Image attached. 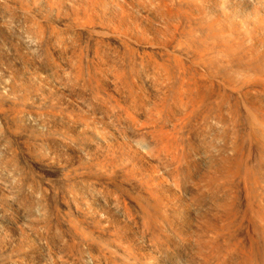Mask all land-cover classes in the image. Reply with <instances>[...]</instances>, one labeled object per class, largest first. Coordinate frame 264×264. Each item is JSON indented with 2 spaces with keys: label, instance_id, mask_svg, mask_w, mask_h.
I'll return each instance as SVG.
<instances>
[{
  "label": "bare ground",
  "instance_id": "obj_1",
  "mask_svg": "<svg viewBox=\"0 0 264 264\" xmlns=\"http://www.w3.org/2000/svg\"><path fill=\"white\" fill-rule=\"evenodd\" d=\"M14 1V0H13ZM13 1H12V3H13ZM38 1V0H37ZM107 1H109V0H107ZM117 1V0H116ZM121 1V0H120ZM168 1V0H167ZM169 1H171V3H172V0H169ZM168 1V2H169ZM240 1H242V0H240ZM248 1V0H247ZM246 1V2H247ZM252 1V0H251ZM255 1L256 2H258L257 4L255 3ZM15 2V1H14ZM17 2V1H16ZM25 2V1H24ZM29 2H31V1H29ZM43 2V1H42ZM50 2V1H49ZM52 2V1H51ZM54 2H56V1H54ZM57 2H60L58 5H59V8H58V13L59 12H61V11H63V12H65V13H70L71 14V16H72V19L73 20H71L72 21V23L70 24V25H66V24H62L63 25V27H65L68 31H70L71 33H73V31H75V28H79V29H83V30H81V31H92V32H95V31H98V32H100L101 34H103L102 36H104V35H110V36H107V39H108V37H110V39H111V36H113V37H115L114 35L116 34H118V35H120L122 38H125V39H127L128 40V42L130 41V42H132V45L130 46V45H128V42L126 43V41L125 42H123L122 40V42L120 41V40H118L119 38L118 37H115L117 40H118V42H120L119 43V45L121 44V49L123 50V48H124V51H122L121 53H120V50H119V53H120V56H117V55H119V53H118V50H114L115 51V53H114V55L116 54V53H118V54H116L115 56L114 55H112L113 53H109V55H112V56H114L115 58L116 57H119V61L117 60V59H113V58H111V60H114V61H118V63L120 62V61H122L123 60V58L125 59V61L124 62H121V64L123 65H126V67H121V64H119L120 65V68H119V70H121V69H123V70H125V72L124 71H121V72H119V70L117 71V70H114L115 68H113V66H115V64H111L110 62H112V61H110L109 63V65H110V67H112V69L114 70V71H117V73L119 72V73H121L120 75V77H121V83H122V85L121 86H119L118 84H120L119 82V80H117V78L115 77L113 80H112V78L109 80H107L108 82H110V85H115V83H116V85L115 86H113L115 89H114V91H113V87L111 88V90L114 92V93H116V94H118L117 92H119L120 91V88L121 87H123L125 84L123 83V80L122 79H124V76H123V74L124 75H127V74H125V73H132L133 72V69H134V66L135 65H137V66H135V68H136V71H138L139 70V68H140V66L138 65L139 64V62H140V64H142V65H145L146 66V64H147V68H145V66H142L140 69H143L144 68V70L146 71V69H148V66H149V68L150 69H148V71L147 72H149V71H152V69H154L153 68V66L151 65V64H156V65H154V66H156L155 68H158L157 70L160 72H158V71H156L155 69V72H157L158 74H161L162 75V77H164V76H166V77H168V71H169V69H168V71L166 70L168 67L167 66H169L170 68H171V73L169 74V76H171V77H169V78H171V81L172 82H169V83H171V85H168V81H167V85L166 84H163V82L161 83L160 81H162L161 79H164V78H166V77H164V78H162V77H160V79H156V78H159V77H153L152 75H151V72H149L150 73V75H149V73H148V75L150 76V78L152 77V78H155V83L157 82L158 84H159V82L161 83V84H163L164 85V88H162V89H165V91H167V89L169 88V87H167V89L165 88L166 86H171V88H169V89H171L170 91H169V89H168V91H167V94H165V93H163L164 94V96H166V97H171V98H169L168 97V99L169 100H171V101H169V100H166L165 98L166 97H164V96H162L161 95V97H164L163 99L161 98V97H159V100L161 99V101H160V103H159V100L158 101H156V98L155 99H153L152 98V95H151V97H150V95H149V93H147V92H144V94L143 93H140V96H139V94H137L136 92H135V94L134 93H132V92H128V90H129V88H128V90H126L127 88V86H124L125 87V89L123 90L124 92H122L123 94H125V97H126V94L128 93V96L129 97H126L125 99H127V98H129L128 100L129 101H131L132 100V96L133 95H135L134 97H136V98H134V100H135V102H133L134 100H132L131 102H129L128 100H124V103H123V101L121 100V102L124 104V107L125 108H128V106L130 105V103H131V105L133 106V107H135V109H137V110H139L140 112H138L137 110V114L139 113H141L140 115H142V113L144 112V108L146 109L147 108V106H149L150 105V103H149V105H147V102L146 101H144V100H139V98L143 95V96H145V97H141L142 99H146L148 96L147 95H149V97L150 98H152V100H150V102H151V106H152V104L154 105V102L155 103H159V106L161 107V108H163L164 109V111L166 110L165 109V106H164V104L163 103H165V102H163L162 100H165L166 101V103H167V101H169V104H171V102H172V105H167V104H165L166 105V107H167V110L165 111V113L164 112H162V111H160V110H162V109H158L157 108V110L155 109L158 105H154V106H152V109L154 110V111H152L151 113H153V112H155V110H156V112L155 113H153V114H157V116L160 114V115H162L163 113V117L164 116H169V117H171V118H169V119H173V121H175V124H173V122L171 121V120H168L167 118L165 119V117L163 118L162 116V118L161 119H159V117L160 116H158V117H153V116H150L151 114H149V111L150 110H148V112L147 111H145L144 113H143V115L144 116H140L139 114V118L140 119H142V121H141V123L140 124H138V122L136 123L135 121V117H138V115L137 114H135V115H137V116H135L134 118H132L131 119V117H129V118H127V117H125V121L127 122L128 121V124L126 123V122H124V124H122V125H128L127 126V129H129V126H130V122H129V120L131 121V133L129 134V136L131 135V138L133 137V135H135V137L134 138H130L129 139V137L125 134V131L127 130V129H125V128H123L124 126H121V123L123 122L122 120L124 119H122V114L119 116V114L117 113V111L118 110H116V112L114 111L113 112V115L115 114V113H117L116 115H117V118H120V119H122V120H120V119H117L116 118V120L114 119V116H112L111 115V119H109V120H112V119H114L116 122H117V125L118 126H120L121 128H123L122 130L124 131V132H122V135H126V138H128V139H126L125 138V135H124V138H123V140H125L126 139V141H127V143L129 144V140H135V139H137V143L134 141L133 143H134V145H136V146H134V147H137V144H138V142H139V144L141 145L143 142H142V140H141V138H143V141H147V140H145V136L147 135H150L149 136V139L152 137V131L154 132V130L156 131L155 132V134L156 135H158V137H159V139L156 137V135L155 134H153V139H156V140H153L152 138V140L154 141H152V142H148L149 144L148 145H146L145 144V142L143 143L144 145V148H143V146L141 145V147L139 146V147H137L139 150L141 149V152L142 151H145V149L147 148L148 149V151L150 150V152H148V154H153V158H151V160H154L153 162L155 163V161L157 162L158 161V163L160 162V161H162V160H158V157H160L161 156V154H163L164 152L163 151H165V153H169V154H172L173 153V151H174V146L172 145L173 143H174V140H175V143H176V139H178V141H179V139H183L184 141H181V142H183V145H184V143L185 142H189V143H193V140H192V136H190V138H189V135H191L192 133L194 134V132L196 133V132H198L197 133V135L196 134H192L193 135V139L195 138H197V141H200L201 142V139L203 140V141H205V138H207V137H209V139H207V140H209V141H211L212 143H213V145L215 146V149H213V147L214 146H211L212 144H210V142L208 143L207 141V143H208V146H206L207 145V143L205 142H201V143H203L202 145H204L206 148V150H208V151H205V149L204 148H200L199 150L202 152V150L204 151L203 152V154L206 152H211V150H213V152L210 154H205V156L207 155V156H210L209 158V160H208V162L210 161V163H214V164H216V165H214V167H216L217 166V164H221L220 166V168H218V166L216 167L217 169H219V173L218 172H216V170L217 169H214V170H212L211 172H213V176H214V178H216L215 180H212L211 178H209V177H207V175L205 176V175H202V173H201V171L199 172V170H198V172L199 173H201V174H199V173H197V174H195L194 173V175L193 176H195L196 177V175H197V177L198 178H194L193 176H191L190 175V171H189V168H190V170L192 171V169L194 170V167L196 166L195 165V160L200 156H196V157H194V158H196V159H192V157H190V155L192 156V154L194 155H196L197 153H192V152H189V153H187V151L188 150H194L195 148V146L193 145H191V144H189L188 143V145L190 146H187L186 144L187 143H185V145H186V147L188 148L187 150H185L186 148H184L183 147V145H182V147L184 148V149H182L183 150V152L181 153V154H178L177 152V150H179V152H181V148H180V146H178V147H176L177 148V152H174L173 154H178V156H177V154H176V156L175 155H173L172 154V156H171V159H169V161L167 160V158H169V154L167 155V154H165V156H164V154L162 155V156H164V157H162L161 156V158L160 159H163V162H160L159 164L157 163L156 165L158 166L159 165V167H157L158 169L157 170H155V167L153 166V163L148 159V160H146L144 157H142L143 156V154H145V153H143L142 154V156L141 155H139L138 154V152L136 153V151H137V149H136V151H135V154L133 155V157H135V156H137L138 158H140V164L139 165H137V164H135V165H130V166H128V165H122V164H119L118 165V167H117V164L115 165L114 163H112V159H110L107 155L108 154H106V152L104 151V149L106 148V146H105V140L104 141H101V139H99V136H98V134L99 133H97L96 135H95V132H94V135H90L92 132H93V130H91V129H89V131L91 130L92 132H90V136H89V138L92 140V141H94V144H91V143H93V142H91V143H88L90 140H88V142H86V140L85 141H83V139H81L79 136H77L76 134H75V140H74V142H75V149L77 148L78 149V151L80 150L81 152H85V155H86V153H89L90 155H92V156H95L96 157V159L99 161V164H95L96 166H91V167H87V172L85 171V173H82V174H76V172H75V177L76 178H74V179H76L75 181L77 182H80L81 183V185L83 186V184L85 185L86 183H85V181L87 182V181H89L90 182V180H93V182H91L92 184L91 185H89L88 187H87V184L85 185L86 186V188H88V189H90L89 191H91V188H89V187H91L92 185V188L93 187H95L96 188V190L98 191V192H95V193H91V192H86L85 190H86V188H85V190L84 189H78L77 190V192L76 193H74V195H75V197H74V199L73 200H75V208H74V211H75V215L76 216H74L73 214L74 213H71V211H68V213L70 212L74 217H76V219H73L76 223L75 224H73L74 226H72V225H69V224H71L70 222H69V224H68V220H72L70 217H73L72 215L69 217V219L68 220H66V222L67 223H64V224H66L68 227H69V229H71L70 228V226H72L73 228H74V230L76 229V227L75 226H77V228H78V232H75V235H76V233H80L81 232V234L82 235H80L79 234V236H77V237H74L73 235H74V232H73V230H71L72 232H73V234L72 235H70L69 233V229L67 228V231L69 232L68 234H67V236L68 235H70L71 236V238H72V236H73V238L72 239H76L78 242H76V240L75 241H71V239H70V241L71 242H73V243H71L70 241H66V242H70V244H69V246H67V244H65V247H64V245H62L63 246V248L64 249H68V248H72L73 246L71 245V244H75V242L77 243V245H78V243L80 244V249L83 247L84 248V250H83V252H82V255L80 254L81 252H80V249L79 248H77L78 250L76 251V252H78L77 254H79V255H77V257L75 256V264H168L167 263V261H169L168 259L169 258H171L172 260L174 259V260H176V262L178 263V264H264V0H253V3H255V4H253L252 2V4L251 3H248L249 5H246L245 7L244 6H241V5H237L236 4V0H175V3H172V4H175V6H177V7H174V8H176L175 9V11H172L171 9H172V7L173 6H171V4H168L167 2V4H165V2H164V0H123V1H121V3L119 4V2H118V4L116 3V5H114L113 3L112 4H105L104 2H103V4H105V5H98V2H97V0H81V1H78V2H75V0H71V2H67V3H62L61 2V0H57ZM100 2V1H99ZM113 2H115V1H113ZM173 2H174V0H173ZM245 2V1H244ZM250 2V1H249ZM8 3H11L10 2V0H0V6H5V5H7ZM22 3V2H21ZM41 3V2H40ZM45 3V2H44ZM43 3V4H44ZM47 3V2H46ZM75 3H76V5H75ZM20 4V0H19V3H18V5ZM102 4V3H101ZM17 4H15L14 6H16ZM24 5H27L26 3L24 4ZM48 5H49V3H48ZM51 5V4H50ZM166 5H168V6H171V9H169ZM10 5H8V9H10V8H12V4H11V7H9ZM14 6H13V10H15L16 9V7L14 8ZM46 6V5H45ZM44 6V7H45ZM21 7H23V6H21L20 5V10H21V12H22V14H24L23 15V17H22V19H19V18H17V19H19V20H21V21H18V23H16V25L18 24L19 25V22H21L22 24H23V26L25 27V26H27V27H25L26 28V30H28V31H26L25 29H23V32L24 31H26V33L28 34V38H26L25 36H24V34H22L24 37H22V35L18 38L17 36V39H16V37L14 36V38L16 39V40H12V42L10 43V45L9 46H11V51H12V48H13V55L11 54V51L10 50H8V52H6L5 53V51L7 50L6 48H7V46L6 45H4L5 43H6V41H8L7 39L6 40H4V36H1L0 35V41H1V44H2V41L4 42L5 41V43L2 45V46H6V50H4V53H5V55H1L0 54V63H1V65H6V68L7 67H9V68H12V67H16V63L18 62V60H16L15 61V58H16V56H18V58H19V56H20V62H18L17 64L19 65V63H21V61L23 60V61H25L24 59H27V58H29V56L30 55H34V54H36V53H34L32 50H35V49H32L31 51H30V48H31V45L29 44V42L28 41H32L33 42V36L36 38V40H37V38H40L41 36L43 37V34L46 32V30H45V27L43 26V24L42 23H46V22H49V23H46V25L45 26H47V24H54V23H56L57 25L58 24H60L59 22H60V20H62V17H61V19L56 15V16H54L53 15V17H52V14L50 13V12H48L49 10H42V8H40V7H38L37 6V3H34V2H32L31 4H29V5H27V6H25L24 8H21ZM49 7V6H48ZM167 7V8H166ZM2 8V7H1ZM5 8L6 7H4V11H6V12H8V11H11V10H5ZM7 9V8H6ZM17 9H19V7L17 8ZM17 9L15 10V11H17ZM2 10V12H3V9H1ZM0 10V11H1ZM11 11V12H14V11ZM19 10V11H20ZM19 11H17L18 13H16V14H21ZM56 11V10H55ZM177 11V14L175 13ZM1 12V13H2ZM11 12H9V13H11ZM78 12H81V14H82V16L86 19L87 17H89V19H92V23H90L89 25H87V23H84V21L83 22H76L75 21V16L77 15L78 16ZM130 12V16H131V18H129L128 19V13ZM0 13V14H1ZM4 13V15L5 14H8V13H5V12H3ZM2 13V14H3ZM12 14V13H11ZM11 14H8V16L10 15L11 16ZM15 14V15H16ZM13 15V14H12ZM14 15V16H15ZM28 16L27 17V19H26V16ZM59 15V14H58ZM0 16H2V15H0ZM8 16H4L5 17V19H6V17H8ZM13 16V17H14ZM17 17H18V15H16ZM20 16V15H19ZM70 16V15H69ZM64 17V16H63ZM1 18H3V17H0V20H1ZM9 18V17H8ZM7 18V19H8ZM10 19V18H9ZM11 19H12V21L14 20L13 18H12V16H11ZM66 19V18H65ZM64 19V20H65ZM80 19V18H79ZM88 19V18H87ZM96 20V22L97 23H95V20ZM131 19V20H130ZM3 20V22H6V23H3L2 24V26L3 25H5V24H7V25H9L8 24V22L5 20L4 21V18L2 19ZM1 20V21H2ZM15 20H16V17H15ZM14 20V21H15ZM11 20L9 21V22H12ZM81 21H82V19H81ZM16 22V21H15ZM66 22H68V19H67V21ZM65 22V23H66ZM104 22H108V23H111L112 24V26L110 25V27L109 26H106L107 24L106 23H104ZM12 23H14V22H12ZM21 23H20V26H22L21 25ZM25 23H27L26 25H25ZM158 23V24H157ZM91 24H92V26H91ZM100 24V25H99ZM102 24H106L105 26H102ZM7 25H5V28L6 27H8L10 30L12 29V27H13V29L15 30V26H7ZM55 25V24H54ZM129 25H131V26H129ZM1 26V25H0ZM1 26V27H2ZM50 26V25H49ZM60 26V25H59ZM59 26H58V28H57V30L59 29ZM95 26H97V30H95L96 29V27ZM0 27V28H1ZM11 27V28H10ZM23 27V28H24ZM52 27V26H51ZM143 27H148L149 29H150V31H153V34L155 33V35H153V37L154 36H156V35H158V37L156 38V37H154V39L150 42V44H152V45H160V46H162V49L164 50V52L166 53V55H167V60H165L164 58H165V56H163L162 54H160V55H162L163 56V58L162 57H160L159 56V54H158V59H159V61H160V58H162L161 59V61L160 62H166L165 64H167V66H165V65H163V64H161V63H157L156 61L157 60H155L154 59V55L152 56V55H149V57L151 56L152 58H150V59H152L153 61H151V62H148L149 60H147L146 58H148V55H147V57L145 58V56H146V54H144V53H148V51L146 52H144V53H142L141 54V57H142V59L144 60V59H146L147 60V62L146 63H143V62H145V61H143L142 62V59L140 58V56H138L139 58H137V53H139V52H136V51H134V53L136 52V54H133V52L131 51L132 49L134 50V48L135 47H137V44H139L140 43V41H139V39H140V37L139 36H141V31L144 29ZM17 28V34H20L21 32H22V28H21V31L20 32H18V26L16 27ZM20 28V27H19ZM48 28V27H47ZM53 28V27H52ZM156 28H158L159 30L157 31V29ZM12 29V30H13ZM51 29V28H50ZM61 29V28H60ZM64 28H62V30H63ZM65 29V30H66ZM1 30V29H0ZM4 30V29H3ZM8 30V29H7ZM7 30H5L6 32H7ZM11 30V32H13ZM55 30V29H54ZM66 30V31H67ZM2 31V30H1ZM53 31V29H51V32ZM3 32V31H2ZM31 33V35H33L32 36V39L29 37V34ZM47 32H48V30H47ZM53 32H55V31H53ZM52 32V33H53ZM58 32H59V30H58ZM65 32V31H64ZM7 33H9V31L7 32ZM7 33H6V35H7ZM56 33V32H55ZM55 33L52 35V34H50L51 36H53L54 37V35H55ZM62 33H63V31H62ZM77 33H80V32H77ZM88 33V32H87ZM87 33H86V35H87ZM10 34V33H9ZM8 34V35H9ZM13 34V33H12ZM74 34V33H73ZM72 34V38H74L73 35ZM89 34H90V32L88 33V37H89ZM94 34V33H93ZM98 34V33H97ZM111 34H114V35H111ZM143 34V33H142ZM145 34V33H144ZM14 35V34H13ZM57 35V34H56ZM66 35V34H65ZM83 35H84V33H83ZM147 35V34H146ZM10 36V35H9ZM48 36V35H47ZM46 36V37H47ZM58 36H61L60 34H58ZM68 36H69V34H68ZM91 36V35H90ZM93 36V35H92ZM96 36H98V35H96ZM100 36V35H99ZM2 37V38H1ZM6 37V36H5ZM11 37H13V36H11ZM10 37V39H13V38H11ZM23 39H22V38ZM56 37V36H55ZM62 37L64 38V36L62 35ZM80 37H82V33L79 35V38ZM101 37V36H100ZM98 38V39H103V38ZM112 37V39H114ZM143 37V36H142ZM147 37V36H146ZM8 38V37H7ZM35 38H34V40H35ZM49 38V37H48ZM52 38V37H51ZM57 38V37H56ZM60 38V37H59ZM68 38V37H67ZM121 38V39H122ZM139 38V39H138ZM149 38V37H148ZM3 39V40H2ZM25 39H29V40H25ZM31 39V40H30ZM47 39V38H46ZM77 39H78V35H77ZM76 38H75V40H77ZM86 39V38H85ZM89 39V38H88ZM94 39V38H93ZM93 39H91L92 41H93ZM96 39V38H95ZM106 39V40H107ZM110 39H109V41H110ZM143 39H144V37H143ZM151 39V38H150ZM150 39H148V40H150ZM39 40V39H38ZM44 40V39H43ZM53 40V39H52ZM58 40V39H57ZM57 40H55V42H54V44L56 43V41ZM62 40V39H61ZM65 40V39H64ZM69 40H72L70 37H69V39H68V41ZM79 40V39H78ZM40 42L42 41V39L40 38V40H39ZM38 41V42H39ZM48 41V40H47ZM47 41H46V44H48L47 43ZM51 41V40H50ZM60 41V40H59ZM59 41H57V42H59ZM66 42H67V40H65ZM64 41V42H65ZM98 42V44H100L99 43V41L96 39L95 40V42H91V43H93V51H96V49H98V47H99V45H97V42ZM100 41H102V40H100ZM113 41H115V40H113ZM141 41H144V40H141ZM9 42V41H8ZM7 42V43H8ZM31 42V44H32V48L34 47L33 46V43ZM37 42V43H38ZM39 42V43H40ZM45 42V41H44ZM62 42V43H61ZM60 42V44H63V41H61ZM65 42V43H66ZM72 42V45H74V47H75V43H76V41L74 42V41H71ZM89 42V41H88ZM117 42V41H116ZM117 42V43H118ZM145 42V41H144ZM6 43V44H7ZM36 43V42H35ZM36 43V44H37ZM65 43H64V45H59V46H57L58 47V49L61 47V51H62V49L64 48V50L62 51V52H64L65 53V46H66V49H67V44H69V42L65 45ZM94 43L98 46L96 49H95V45H94ZM134 43H135V45L136 46H134L133 47V45H134ZM146 43V42H145ZM42 44H44V43H42ZM50 44H51V42H50ZM49 44V45H50ZM53 44V43H52ZM105 44V45H104ZM109 44H112V43H110L109 42ZM130 44V43H129ZM143 44V43H142ZM147 44V43H146ZM39 45V44H38ZM37 45V46H38ZM57 45V44H56ZM70 46V44H69V49L71 50V48L73 47V46ZM92 45V44H91ZM102 47V49L105 51L107 48H106V46L108 45V40H107V43H105V40H104V43L102 42V44H100ZM104 45V46H103ZM113 45V44H112ZM144 45V44H143ZM9 46H8V48H9ZM36 46V45H35ZM52 46H54V45H52ZM51 46V47H52ZM109 46V51L110 50H112V47L110 48V45H108ZM116 46V45H115ZM115 46H114V48H115ZM138 46H140V45H138ZM150 46V45H149ZM0 47H1V45H0ZM40 47H42V46H40ZM44 47V46H43ZM45 47H46V45H45ZM47 47H49L48 45H47ZM55 48H56V46H54ZM73 47V48H74ZM103 47H105L106 49H104ZM123 47V48H122ZM130 47H133L132 49L130 48ZM146 47V46H145ZM154 47V46H153ZM159 47V46H158ZM35 48V47H34ZM53 48V47H52ZM86 48V47H85ZM91 48V49H92ZM100 48V47H99ZM100 48V50L98 49L97 51L100 53V51L102 50ZM113 48V49H114ZM117 48H118V46H117ZM116 48V49H117ZM138 48L139 47H137V50H138ZM147 48H148V46H147ZM147 48H145V50H147ZM156 48V50H157V47H155ZM155 48H150V49H154L155 50ZM3 49V48H2ZM46 49V48H45ZM49 49H50V47H49ZM49 49L47 50L48 51V53H49V55H50V53H51V51H54V52H52V56H53V54H56L57 52H58V49H57V52H56V49H54L53 48V50H51L50 52H49ZM76 49H78V47H76ZM75 49V51L77 52V50ZM80 49V48H79ZM82 49V48H81ZM140 49H141V46H140ZM149 49V51H151V52H153L152 50H150ZM41 50V49H40ZM108 50V49H107ZM106 50V51H107ZM142 50V49H141ZM144 50V49H143ZM142 50V51H143ZM160 50V49H159ZM162 50V51H163ZM3 51V50H2ZM36 51V50H35ZM38 51V50H37ZM42 51H45V50H42ZM61 51H60V53H61ZM66 51H68V49L66 50ZM87 51V50H86ZM93 51H90L91 53H93ZM94 52L93 53V55L91 54V58L90 59H92V58H95L96 59V55H94V54H97L98 52ZM104 51H102L100 54L102 55V53L104 52ZM105 51V52H106ZM113 51V52H114ZM139 51V50H138ZM31 52H33L32 54H30ZM56 52V53H55ZM83 53H85L84 51H82ZM104 52V54L106 55V53H107V55H108V51L105 53ZM112 52V51H111ZM123 52H125L124 54H123ZM3 53V54H4ZM69 53V52H68ZM70 53H72V51L70 52ZM73 53H74V51H73ZM72 53V54H73ZM83 53H81L80 54V52L78 53L79 55H82ZM88 53V52H87ZM141 53V52H140ZM154 53V52H153ZM157 53H159V51L157 52ZM156 53V54H157ZM160 53H163V52H160ZM44 54H47L46 52L44 53ZM58 54V53H57ZM56 54V55H57ZM71 54V55H72ZM90 54V53H89ZM100 54H99V57H100ZM103 54V55H104ZM143 54L145 55V56H143ZM151 54V53H150ZM155 54V53H154ZM29 55V56H28ZM48 55V56H49ZM63 55V54H62ZM61 55V56H62ZM66 55H67V53H66ZM66 55H65V57H66ZM71 55H67L68 57H71L72 58V56H74V54L71 56ZM77 55V54H76ZM86 56H84L85 57V60H87V58L89 59V57H87V54H85ZM98 55V54H97ZM102 55V56H103ZM104 55V56H105ZM105 56L106 58L108 57V56ZM122 55H124V57H121ZM126 55V56H125ZM132 55H133V57H132ZM134 55L136 56L135 58H134ZM28 56V57H27ZM36 56H37V54L35 55V56H33L34 58H36ZM42 56H43V54H42ZM60 56V55H59ZM58 56V60H59V58H61V57H59ZM64 56V55H63ZM83 56V55H82ZM81 56V57H82ZM92 56H94V57H92ZM101 56V57H102ZM41 58V55L39 56L38 55V58ZM53 57H55V55L53 56ZM53 57H50L49 56V58H50V60L49 59H47V60H49V61H53L54 59H53ZM68 57H66V59H64L63 60V57H62V59L60 60V61H63V63L65 62V60H66V62H67V60H69L68 59ZM80 56H77L76 58H79ZM98 57V58H99ZM132 57V58H131ZM160 57V58H159ZM33 58V59H34ZM47 58V57H46ZM51 58L53 59V60H51ZM73 58H75V56L73 57ZM73 58L71 59V60H73ZM97 58V59H98ZM103 58V57H102ZM104 59V60H106L105 62H107V64H108V61H107V59ZM121 58H122V60H121ZM137 61L136 63H135V60ZM89 59V60H90ZM100 59V58H99ZM98 59V60H99ZM133 59V61H134V66H131V65H133L132 64V62H131V60ZM137 59H139V61L137 60ZM140 59H141V61H140ZM149 59V58H148ZM29 60H31V57H30V59ZM35 61H37L36 59H34ZM40 60V59H39ZM43 60H46V59H43ZM46 60V61H47ZM57 60V61H58ZM70 60V61H71ZM75 60H78V59H75ZM82 60V59H81ZM22 61V62H23ZM46 61H44V62H46ZM48 61V62H49ZM55 61V60H54ZM53 61V66H50V68H52V67H54V69L53 70H51L50 71V69L48 70V67H49V65H52L51 63L50 64H48V62H46L47 63V65H46V63L44 64V63H42V65H45V67H47V70H48V74H50V75H52L53 76V78H54V75H56V76H58V74H59V72H63V71H65L63 74H65L67 71H68V69L66 70H59V72L57 71V69L61 66V63H60V66H58L59 65V63H57V62H54ZM69 61V62H70ZM74 61V60H73ZM93 61H95L94 59H93ZM116 61V62H117ZM16 62V63H15ZM27 62H29L28 61V59H27ZM65 62V63H66ZM68 62V63H69ZM80 62V61H79ZM81 62H83V61H81ZM87 61H84V64L86 63ZM92 61L90 60L89 61V64L91 63ZM98 62V64L101 62V64H99V67H100V65L101 66H103V67H100V68H98V64H96ZM102 62H104L103 60L102 61H97L96 60V63H93L94 64V66H97V68L100 70L101 68H102V70H101V72H99V71H97L98 69H96V73L97 74H95V75H98V72H99V74H104V72H102V71H105V69L106 68H108L109 67V65H108V67L106 66L105 67V62H104V64L102 65ZM162 62V63H163ZM38 63V62H37ZM40 63V64H41ZM57 63V64H56ZM64 63V64H65ZM90 64L89 66L92 68V70L94 71L95 69H93L94 67H93V64ZM113 63V62H112ZM117 63V64H118ZM148 63H151L150 65H151V67H150V65H148ZM170 65H169V64ZM29 64H30V62H29ZM29 64H28V66H29ZM35 64H36V62H35ZM63 64V65H64ZM73 64H75V62L73 63ZM76 64H78L79 66H83V65H80V63H78L77 61H76ZM75 64V65H76ZM127 64L128 65H130L131 66V69L132 70H130V67L128 66V68H127ZM159 64V65H158ZM21 65H22V63H21ZM37 65H39V64H37ZM62 65V66H63ZM66 65V64H65ZM65 65H64V67H65ZM69 64H67L66 65V67L68 66ZM75 65H73V67H70V68H75L76 69V67L78 66V65H76V67H75ZM92 65V66H91ZM33 66V65H32ZM40 66V65H39ZM39 66H37V67H39ZM62 66H61V68H62ZM70 66H72V62H71V64H70ZM78 66V67H79ZM86 66L87 67H89L88 66V64L86 63ZM85 65H84V67L87 69V67H86ZM158 66H160V68H166L165 70L164 69H162L163 70V72H162V70L158 67ZM165 66V67H164ZM3 67V66H2ZM19 67H20V65H19ZM22 67H24V65H22ZM34 67V66H33ZM36 67V66H35ZM41 67V66H40ZM78 67H77V71L75 72L74 70H72L73 71V73L75 72V73H80V74H83L84 75V73H83V70H84V68H82V72H79V71H81V69L78 71ZM133 67V68H132ZM26 68V67H25ZM28 68V67H27ZM26 68V69H27ZM30 68H31V66H30ZM68 68H69V66H68ZM125 68H127V70L129 69V71L130 72H126V69ZM137 68H138V70H137ZM2 69H5V68H2ZM29 69V68H28ZM43 69H44V66H43ZM60 69V68H59ZM109 70H110V72L111 71H113V70H111L110 68H108ZM118 69V68H117ZM1 70V69H0ZM6 70V69H5ZM9 70V69H8ZM14 70H16V69H14ZM23 70H24V68H23ZM47 70H45L46 72H47ZM89 70H91V69H89ZM109 70H108V75H109ZM154 70L152 71V73H153V75L155 74L154 73ZM2 71V70H1ZM7 71V70H6ZM18 71H19V69H18ZM32 71H34L35 72V70H33L32 69ZM32 71L30 72V70H29V72L28 73H32ZM50 71V72H49ZM71 70L70 71H68V72H70V73H68L69 75L71 74V75H73V77L75 76L74 74H72L71 72H72ZM87 71V73H88V70H86ZM93 71H92V75H93ZM106 71H107V69H106ZM132 71V72H131ZM144 72V71H142V70H139V72ZM166 71V75L164 74V76H163V74L162 73H164ZM8 72V71H7ZM16 72V71H15ZM20 72H21V69H20ZM61 72V73H62ZM91 72V71H90ZM89 72V73H90ZM95 72V71H94ZM124 72V73H123ZM139 72H138V74H139ZM146 72V73H147ZM1 73V72H0ZM3 73V72H2ZM6 73V72H5ZM10 73H11V71H10ZM26 73V72H25ZM36 73V72H35ZM38 73V72H37ZM86 73V72H85ZM118 73V74H119ZM133 73H135L134 74V77H132V79H134V78H136L138 75L136 74V72L134 71ZM132 73V74H133ZM157 73L155 74V75H157ZM11 74H13V73H11ZM10 74V75H11ZM18 74V73H17ZM20 74V73H19ZM54 74V75H53ZM63 74H62V76H63ZM67 74V73H66ZM79 74V75H80ZM110 74H114L115 75V73H110ZM132 74H131V76H132ZM142 74L143 73H140L139 74V76L141 77H137L135 80H137L138 78H140V79H143L145 76V78L143 79V80H145L146 78H149L148 77V75L147 74H145V76H142ZM143 74V75H144ZM10 75H9V72H8V76H9V78L10 79H7V80H11V77H12V75H11V77H10ZM27 75H30V74H27ZM32 75V74H31ZM34 75V74H33ZM32 75V76H33ZM38 75V74H37ZM43 75V74H42ZM41 74L39 75V79H40V76H42ZM68 75V76H69ZM76 75L75 76V82L74 81H72L73 80V77L72 76H69L68 77V80H69V78L70 77H72V80H71V78H70V80L69 81H72L73 83H77L76 81L79 79V77L81 76L82 77V75ZM86 75H88L87 77L85 76V81L87 80V78L90 76V79H92V77H91V75H89V74H86ZM104 75H106V74H104ZM114 75H112V76H114ZM136 75V76H135ZM1 76V75H0ZM8 76H7V78H8ZM14 76V75H13ZM52 76L50 77H47V78H51V79H49V80H53L52 79ZM61 76V74L59 75V77ZM61 76V77H62ZM67 76V75H66ZM99 76V75H98ZM101 77H102V79L104 80L105 78H103V76L102 75H100ZM107 76V75H106ZM106 76H104V77H106ZM116 76V75H115ZM123 76V77H122ZM131 76H129V78L131 77ZM157 76H159V75H157ZM2 77H4L3 75H2ZM15 77V76H14ZM21 77H22V74H21ZM27 77V76H26ZM30 77V76H29ZM33 77H35V76H33ZM44 77H46V76H44ZM44 77H42L41 79H43ZM60 77V78H61ZM80 77V79L81 80H78V83L75 85V87H70L71 86V84H70V86H69V84L67 85V83H66V81H67V77L66 78H64V79H66V80H64L63 82H65V84L67 85V87H66V85L64 86L65 87V89H68L69 87L71 88H69V92H70V90H75V88H76V86L78 87V89H77V91H79V89H80V87H81V91H79V92H77V93H79V95L81 94V93H85V92H82V90L84 91L85 89H87V91H86V95H88L89 96V94H87V92H89L90 91V89H92V87L93 88H96V87H99L97 84H95L94 86H93V84H89L90 83V79H89V81H87L88 82V86H84L87 82H85L84 81V79H83V81H84V83L85 84H83V82H82V78ZM93 77H95V76H93ZM108 77V76H107ZM109 77H111V75L109 76ZM128 77V76H127ZM126 77V78H127ZM31 78V77H30ZM36 78H38V77H36ZM36 78H35V80H36ZM59 78V79H60ZM77 78V79H76ZM97 78V77H96ZM96 78H95V80H96ZM99 78V77H98ZM128 78V79H129ZM152 78H151V81H153L152 80ZM168 78V79H169ZM4 79V78H3ZM17 79V78H16ZM107 79V78H106ZM106 79H105V81H106ZM116 79V81H118V84H117V82L116 81H114ZM131 78L129 79V81L130 80H132ZM140 79H138V80H140ZM14 80V79H13ZM13 80H11V82H13ZM20 80H21V78H20ZM48 80V82H50ZM55 80V79H54ZM63 79H61V81H62ZM93 80V81H92ZM91 81H92V83L93 82H95L96 83V81H94V79H92ZM125 80V79H124ZM135 80H132V82L134 81L135 82ZM143 80H140V81H137V82H140L141 84H139V83H137V84H135L136 86L139 84V86L138 87H140V88H142L140 85H144V82L146 81H143ZM147 80H150V79H147ZM158 80V81H157ZM165 80H167V79H164V82L166 83V81ZM24 81V80H23ZM29 81H30V79H29ZM43 81H44V79H43ZM79 81H81V82H79ZM98 81V80H97ZM100 81V80H99ZM115 83H114V82ZM129 81L127 82L126 80L124 81V82H127V83H129ZM153 81V82H154ZM2 82V81H1ZM10 82V81H9ZM11 82H10V84H11ZM22 82V81H21ZM47 82V81H46ZM58 82V81H57ZM62 82V83H63ZM111 82H113V84L111 83ZM134 82H133V84H134ZM143 82V83H142ZM150 82V81H149ZM149 82H145V85H146V83H147V85L146 86H148V83ZM153 82H151L152 84H153ZM7 83H8V81H7ZM16 83V82H15ZM61 83V82H60ZM60 83H59V85H60ZM68 83H70V82H68ZM106 83V82H105ZM150 83V84H151ZM154 83V84H155ZM156 83V84H157ZM2 84V83H1ZM3 84L5 85L6 84V82L4 83L3 82ZM21 84V83H20ZM31 84V83H30ZM35 84V82L33 83L32 82V85H34ZM78 84H82L81 86L80 85H78ZM103 84V83H102ZM109 84V83H108ZM107 84V85H108ZM130 84V83H129ZM149 84V86H151ZM157 84V85H158ZM161 84H159L158 86H163V85H161ZM13 85V84H12ZM16 85H18V84H16ZM27 85H28V83H27ZM37 87H38V90H39V92H40V96H35V95H37V94H35V92H34V94L35 95H32V94H30L29 92H26V91H28L27 89H26V93L22 96V97H16L15 95V97L18 99H21V100H23L22 102L21 101H19V103L18 104H20V102L21 103H23L24 101H31V104H32V107L34 106H36V107H38V108H40V109H42V110H44V111H46V113H48L49 114V112H54V110L56 111V106L57 105H55V103H53V102H51L52 100H50L49 101V98L51 99V97H53V96H57V98H59V97H61V98H65V97H67V95L65 94V92L66 91H64V88H63V85H64V83H63V85L60 87L57 83H55V81L53 82V83H50V85H47V86H44V87H42V85L40 84V83H36L35 84ZM87 85V84H86ZM99 85H101V84H99ZM156 85V86H157ZM8 86V88L10 87L11 88V86H9V84L7 85ZM14 86V85H13ZM69 86V87H68ZM72 86H73V84H72ZM80 86V87H79ZM90 86V87H89ZM116 86H119V87H116ZM135 86V87H136ZM5 87V86H4ZM4 87H2V89H1V86H0V90L3 92V94H4V99H5V96H6V94L4 93V91H7V89L8 88H6L5 90H4ZM17 87V86H16ZM30 87V86H29ZM84 87H86V88H84ZM88 87H89V89H88ZM134 86H133V88H135ZM138 87H136V90H138L139 88ZM144 87V86H143ZM152 87H155V85L154 86H152ZM161 87L159 88L162 92L164 91V90H162L161 89ZM9 88V89H10ZM15 88V87H14ZM21 88V87H20ZM63 88V89H62ZM101 88H103L102 86L101 87H99V89H101ZM118 90H117V89ZM138 88V89H137ZM151 88V87H150ZM157 88L158 87H156L154 90H157ZM9 89H8V91H9ZM24 89V88H23ZM99 89H97L96 88V90H95V92H94V90L92 89L91 91H93L94 92V94H96V91L98 90V93L97 94H99ZM105 89V88H104ZM110 89V88H109ZM131 89V88H130ZM151 89H153V88H151ZM12 90V89H11ZM14 90V89H13ZM25 90V89H24ZM89 90V91H88ZM103 90V89H102ZM108 89L106 88V91H107ZM135 90V89H134ZM145 91H146V89H144ZM154 90H151L152 92L154 91ZM1 91H0V93H1ZM15 91V90H14ZM18 91V90H17ZM30 91V90H29ZM90 91V92H91ZM110 91V90H109ZM116 91V92H115ZM126 91V92H125ZM132 91V90H131ZM159 90H157L156 91V93L158 92ZM20 92H21V90H20ZM31 92H33V91H31ZM38 92V93H39ZM68 92V91H67ZM66 92V93H67ZM73 92V91H72ZM76 92V91H75ZM75 92H73L74 94H75ZM151 92V93H152ZM169 92H171V93H169ZM10 92H8V94H9ZM12 93H15V92H12ZM22 93H24V92H22ZM71 93V92H70ZM70 93H67V94H70ZM103 93L105 94V92L103 91ZM103 93H102V97L104 96L103 95ZM108 93V92H107ZM122 93H120V95H122ZM145 93L147 94V95H145ZM154 93H155V91L153 92V95H154ZM155 93V95L154 96H157L158 94H156ZM168 93H169V95H168ZM18 94L20 95V93H18L17 92V96H18ZM93 93L91 92V94L90 95H92ZM93 94V96H92V98L95 100V97L97 96V98L99 97L97 94H96V96ZM101 94V93H100ZM99 94V95H100ZM130 94V95H129ZM131 94H132V96H131ZM138 95V101H140V102H142V103H140V104H138L139 102L137 101V95ZM142 94V95H141ZM161 94V93H160ZM0 95H2V94H0ZM83 95V94H82ZM81 95V96H82ZM105 95H107V94H105ZM113 95V94H112ZM120 95H119V97H120ZM3 96V95H2ZM1 96V98H3ZM12 96L13 95H10V96H6V98L7 97H10V98H12ZM70 96H71V94H70ZM85 96V95H84ZM111 95H109L108 97H110ZM123 96V95H122ZM130 96H131V98H130ZM147 96V97H146ZM45 97V98H44ZM73 97H74V95H73ZM76 98H77V96H75ZM79 97V96H78ZM60 98V99H61ZM83 98V97H82ZM91 98V96L88 98L89 100H91L92 99ZM105 98V97H104ZM115 98V97H114ZM121 98V97H120ZM140 98V99H141ZM4 99H0V100H4ZM12 99H14V98H12ZM12 99H11V101H12ZM16 99V100H17ZM66 99V98H65ZM81 99V97L79 98V100ZM86 99V98H85ZM116 99V98H115ZM7 100V99H6ZM5 100V101H6ZM15 100V99H14ZM14 100L12 101V103L14 102ZM16 100H15V102H16ZM75 100V99H74ZM77 100H78V98H77ZM82 100V99H81ZM88 100V101H89ZM99 102H101V104H102V100H99V99H97ZM117 100V99H116ZM147 100V99H146ZM155 100V101H154ZM8 101H10L9 100V98H8ZM11 101L9 102V105L11 104ZM58 101V100H57ZM86 101V100H85ZM85 101H80L81 103H82V106L83 105H85L86 103H85ZM104 101H105V99H104ZM137 101V102H136ZM67 102L68 103H71L72 101H70V100H68L67 99ZM78 103H79V101H77ZM93 102V100L91 101V103ZM105 102H108L107 100L105 101ZM125 102L126 103H129L128 105L126 104V106H125ZM143 102L146 104L145 106L146 107H143L142 108V111L140 110V108H141V106L143 105ZM149 102V101H148ZM153 102V103H152ZM163 102V103H162ZM3 103V102H2ZM1 103V104H2ZM6 103H7V101H6ZM28 103V102H27ZM30 103V102H29ZM73 103V102H72ZM89 103H90V101L88 102V106L87 105H85L86 107H88V108H91V109H88V111L89 110H91L92 111V113L94 112V110H93V106H92V104H91V107L89 106ZM94 104H95V102H93ZM97 103V106H95L94 104V106H95V108L97 109V108H102V106L104 107V106H106L107 107V103H105V105H101V104H98V102H96ZM109 103V102H108ZM138 104V105H136V106H134L133 104ZM16 104H17V102H16ZM74 104V103H73ZM120 104V103H119ZM161 104V105H160ZM14 105V104H13ZM61 105V104H60ZM63 105V104H62ZM76 105V104H75ZM101 105V106H100ZM109 106H111L110 105V103L108 104ZM19 107H21V108H23L24 106H25V104H24V106H23V104L20 106V105H18ZM26 106H28V104L26 105ZM84 106V107H85ZM100 106V107H99ZM113 106V105H112ZM130 107L132 110H129V111H133L134 110V108L133 107ZM158 106V107H159ZM171 106H173V109H176L177 111H178V115L177 116H175L176 115V113H175V111H173L172 110V107ZM3 107H4V105H3ZM6 107H8L7 106V104H6ZM14 107H16V106H14ZM78 107V106H77ZM93 107V108H92ZM106 107H104V108H106ZM120 108H122V105H120L119 106ZM154 107V108H153ZM12 109H13V107H11ZM38 108H37V111H38ZM60 108V107H59ZM79 108V107H78ZM94 108V109H95ZM103 108V109H104ZM109 108V109H108ZM110 108H112L111 110H110ZM130 108H128V109H130ZM150 108V107H149ZM1 109H2V106H1ZM12 109H10V110H8V111H11L12 112ZM19 108L17 107V110H18ZM28 109V108H27ZM31 109V107L29 108V110ZM58 109V108H57ZM62 109V108H61ZM72 109V108H71ZM77 109V108H76ZM75 109V110H76ZM96 109H95V111H96ZM107 109L108 110H103V111H100L99 110V113L101 112L102 113V115H103V113H104V111H105V113L106 112H108L109 114H111L110 113V111H112V110H114V109H116V108H113V107H107ZM151 109V108H150ZM4 110H5V108H4ZM23 110H26V109H24L23 108ZM36 110V109H35ZM34 109L33 110H30L31 112H33V111H35ZM60 110V109H59ZM58 110V111H59ZM66 109H64V111H65ZM80 110V109H79ZM110 110V111H109ZM159 110V114H158V111ZM1 111V110H0ZM3 111V110H2ZM0 112V114L1 113H3V112ZM7 111V110H6ZM20 111H22V109L20 110L19 109V112ZM40 111V110H39ZM39 111L38 112H36L37 114H40L39 113ZM69 111V110H68ZM67 111V112H68ZM81 111H83V110H81ZM80 111V112H81ZM85 112L84 113H87L86 112V109L84 110ZM124 110H122V112H123ZM10 112V113H11ZM13 112H17L16 111V108H14V111ZM12 112V114L13 115H16V114H14ZM19 112L17 113V115L19 116L20 114H19ZM30 112V113H31ZM42 112V111H41ZM57 112V111H56ZM98 112V110L96 111V113ZM120 112V111H119ZM162 114H161V113ZM166 112H167V114H170V115H167L166 114ZM6 114L5 115H8V114H10L9 112H8V114H7V112H5ZM23 113H27L26 111H24ZM43 113V112H42ZM57 113H59V112H57ZM71 114H73V112H70ZM79 113V112H78ZM78 113H75L76 115L78 114ZM89 113V112H88ZM98 113V114H99ZM105 113H104V115H105ZM107 113V114H108ZM127 113V115H128V112H126L125 111V114ZM133 113V112H132ZM134 113H136L135 112V110H134ZM174 113H175V115H174ZM11 114V116H12V118L14 117L13 115ZM33 114H34V112H33ZM36 114V115H37ZM61 114H62V112H61ZM65 114V113H64ZM67 114H69V113H67ZM67 114H65L67 117L69 116V115H67ZM105 115V117H103L101 114H99V117L100 116H102L101 118V120H103V118H106V116H107V121H108V117H110V115L108 114V115ZM147 114H148V116H147ZM166 114V115H165ZM28 115V114H27ZM30 115H32V114H30ZM42 115V114H41ZM45 115V114H44ZM43 115V116H44ZM56 115V114H55ZM64 115V116H65ZM74 115V114H73ZM71 116V117H73L74 118V116ZM81 115V114H80ZM88 115V114H87ZM86 115V116H87ZM93 115L95 116V114L93 113ZM92 115V116H93ZM174 115V116H173ZM3 116V115H2ZM10 115L8 116V120L7 121H9V118L11 117ZM17 116V117H18ZM29 116V115H28ZM38 116H40V115H38ZM49 116V115H48ZM51 116H53L54 117V115H53V113L51 114ZM63 116V115H62ZM61 116V117H62ZM79 116V115H78ZM124 116H126V115H124ZM123 116V117H124ZM5 117H7V116H5ZM16 117V116H15ZM16 117V118H17ZM23 117V115L21 116V118ZM30 117V116H29ZM42 117V116H41ZM61 117H56V118H61ZM83 117V116H82ZM116 117V116H115ZM150 117H151V119L152 118H154L153 120H151L150 119ZM20 118V119H21ZM26 118V117H25ZM28 118V117H27ZM38 118V117H37ZM37 118H33L34 120H35V122H34V120L32 121V123L34 122V124H36L37 125V123H38V119ZM46 118V117H45ZM48 118H50V116L48 117ZM64 117H62V119H63ZM73 118H72V120H73ZM87 118H88V116H87ZM94 118V117H93ZM17 119H19V118H17ZM32 119V118H31ZM31 119H30V121H31ZM39 119H41V118H39ZM47 119V118H46ZM55 119V118H54ZM54 119H51L50 118V120H48V123H49V125H47V126H49L48 128H50L51 129V131H54L55 132V130H53V128L54 127H56V126H58L59 124H61V123H59L58 121H55ZM66 119V118H65ZM68 120H69V117L67 118ZM71 119V118H70ZM75 119V118H74ZM90 119V117L88 118V119H85V120H89ZM92 119V118H91ZM91 119L89 120L90 122H92L91 121ZM155 119H158V120H163V119H165V120H167V122L166 123H168L169 124V128H171V130H173V132H174V130H178L179 131V133H180V135L181 136H179V135H175V132H174V135H175V137L173 138V132H169V130L165 133V134H169V133H172V135L171 134H169V135H165L164 137L165 138H169L168 136H171V138L172 139H174V140H171V139H169V140H171V141H173V142H171V141H169V140H166V139H164L163 137H160V135H163V133H164V131L165 130H163L162 128H163V126H164V123H162L163 121H161V123H160V126H159V128H157V129H153V127H155V126H153L151 129H152V131H150L151 129L150 128H147V129H150V130H148V133H150V134H148L147 132H146V134H145V131H147V130H145V129H143V130H145V131H143L144 133H143V135L144 136H142V137H140L141 136V132L142 131H140L141 129H142V127L143 128H146V127H144L145 125H147L148 124V126L147 127H151V125H153V123H150L151 121H153V122H155L156 120ZM3 120V119H2ZM10 120H11V118H10ZM23 120V119H22ZM57 120V119H56ZM59 121H60V119H58ZM64 120V119H63ZM67 120V121H68ZM76 120V119H75ZM75 120H74V122L73 123H75ZM82 120V119H81ZM94 120H96L95 118H94ZM99 120V119H98ZM100 120V121H101ZM105 120V119H104ZM104 120L102 121V125L104 124L103 122H104ZM114 120L113 121H109L108 123L110 124H108V123H106L105 125L108 127V125H109V127L111 126V125H116V123L114 124ZM120 120L121 122H119L118 123V121ZM139 120V119H138ZM151 120V121H150ZM155 120V121H154ZM5 121V120H4ZM17 121V120H16ZM15 121V122H16ZM28 121V120H27ZM66 121V120H65ZM71 121V120H70ZM78 121V120H77ZM80 121V120H79ZM83 121H84V118H83ZM82 121V122H83ZM2 122V121H1ZM6 122V121H5ZM5 122H3V123H5ZM13 122V119H12V121L11 122H9V123H12ZM15 122H13L12 123V125L14 126L15 125ZM61 122V121H60ZM72 122V121H71ZM81 122V123H82ZM86 122H88V121H86ZM85 122V123H86ZM88 123V125H90V124H92V123ZM97 122V121H96ZM96 122L94 121V123L96 124ZM99 122V121H98ZM98 122H97V126L100 124H98ZM165 122V121H164ZM169 122H172V124L171 123H169ZM19 123V122H18ZM18 123H17V125H18ZM23 122H21V124H22ZM25 123V122H24ZM42 123V122H41ZM43 123H45V122H43ZM63 123V122H62ZM65 123V122H64ZM63 123V124H64ZM69 123V122H68ZM67 123V124H68ZM81 123H79V126H78V124H75L76 126H78V127H80V129L82 130L83 128H85L86 126H84V125H82V128H81ZM150 123V124H149ZM21 124H19V126L21 125ZM33 124V125H34ZM47 124V123H46ZM66 124V123H65ZM66 124V125H67ZM84 124V123H83ZM95 124H92V125H94L93 127H91V128H94V130L96 131V127H95ZM100 124V125H101ZM108 124V125H107ZM4 125V128H6V127H9L8 125H5V124H3ZM11 125V124H10ZM11 125V126H12ZM32 125V126H33ZM71 125V124H70ZM74 125V126H75ZM101 125V126H102ZM105 125H104V127H105ZM117 125L116 126H114L115 128H113V126L112 127H110L111 128V130H112V128H113V131H111V132H117V128H120V127H117ZM161 125H163L162 126V128H161ZM166 125V127H167V124H165ZM1 126V125H0ZM18 126V127H19ZM35 126V125H34ZM38 126V125H37ZM43 126V125H42ZM41 126V127H42ZM46 126V125H45ZM44 126V127H45ZM73 126V127H74ZM100 126V127H101ZM15 127H16V125H15ZM21 127V126H20ZM23 127V126H22ZM36 127V126H35ZM40 127V123H39V126L37 127V128H39ZM40 127V128H41ZM44 127H43V129H44ZM62 127H63V125H62ZM77 127V128H78ZM99 127V126H98ZM99 127V128H100ZM104 127H103V129H104ZM107 127H106V130L105 131H107L108 129H107ZM108 127V128H109ZM165 127V126H164ZM14 129V127H10L9 129H11V131H13V129ZM17 128V127H16ZM24 128V127H23ZM30 128V127H29ZM32 128V127H31ZM57 128V127H56ZM98 128V131L101 129H99ZM139 129V128H141V129H139V131H140V136H139V139L138 138H136V133L135 134H133V131H134V129ZM168 128V127H167ZM168 128V129H169ZM3 129V128H2ZM1 128H0V138L2 137V135L3 134H5L7 131H8V129L6 130V131H4V130H2ZM22 129V128H21ZM26 129V128H25ZM45 129H47L46 127H45ZM45 129L43 130V131H45ZM60 129V128H59ZM67 129V128H66ZM72 129V128H71ZM102 129V130H103ZM117 129V130H116ZM133 129V130H132ZM163 131H162V130ZM164 129H166V128H164ZM185 129H192L191 130V134L188 132V131H186V133H185ZM15 130H17V129H15ZM14 130V131H15ZM34 130V129H33ZM39 130H41V129H39ZM61 130V129H60ZM85 130H86V128H85ZM85 130H83V131H85ZM116 130V131H115ZM159 130H160V132L161 133H159ZM167 130V129H166ZM182 130H183V134H181V132H182ZM4 131V132H3ZM21 131V130H20ZM18 132V130L17 131H15L16 132V134H17V132H18V134L19 133H23V132H25V131H23V129H22V131L23 132ZM26 131H28L29 132V130H28V128H27V130ZM49 130H47V133L46 134H48L49 132H48ZM58 131V130H57ZM62 131V130H61ZM88 131V130H87ZM88 131V132H89ZM104 131V130H103ZM104 131V132H105ZM129 131V130H128ZM139 131H135V132H139ZM194 131V132H193ZM14 132V133H15ZM36 132V131H35ZM39 131H37V133H38ZM41 132V131H40ZM40 132H39V134H40ZM53 132V133H54ZM63 132V131H62ZM65 132V131H64ZM67 132V131H66ZM79 132H80V130H79ZM119 133L121 132V129L118 131ZM187 132H188V134H187ZM7 133H10V132H7ZM30 133H32V130L29 132V133H26V135L28 134H30ZM52 133V134H53ZM59 133V132H58ZM68 133V132H67ZM71 133H72V131H71ZM82 133V132H81ZM101 133V132H100ZM103 133V132H102ZM101 133V134H102ZM105 133H107V132H105ZM105 133H103V134H105ZM114 133H110V132H108L107 133V135H109V136H112L113 138H114V136H113V134ZM157 133H159V134H157ZM184 133L185 134H187L188 135V137H187V135H186V139L183 137L184 136ZM201 133V134H200ZM207 133V134H206ZM208 133L210 134V133H216V134H220L221 135V137L220 136H217V137H213V136H216V135H212V134H210V135H212V136H208ZM16 134H14V135H16ZM62 134V133H61ZM64 134V133H63ZM88 134V133H87ZM93 134V133H92ZM111 134V135H110ZM118 134V133H117ZM207 135V137H205L204 135ZM10 135V134H9ZM11 135H13L12 134V132H11ZM13 135V136H14ZM21 135H23L24 136V134H21ZM25 135V136H26ZM33 135V134H32ZM37 135V134H36ZM51 135V134H50ZM49 135V136H50ZM60 135V134H59ZM68 135H70V134H68ZM84 135V132L82 133V136ZM100 135V134H99ZM115 135H116V133H115ZM119 135H121V134H119ZM118 135V136H119ZM121 135V136H122ZM155 135V136H154ZM183 135V136H182ZM197 137H196V136ZM199 135H203L204 136V138H201V136H199ZM4 136H6V135H4ZM7 136H8V134H7ZM18 136V135H17ZM42 137H43V132H42V135H41ZM48 136V135H47ZM46 136V137H47ZM81 136V137H82ZM102 136V135H101ZM100 136V137H101ZM146 136V137H147ZM167 136V137H166ZM195 136V137H194ZM202 136V137H203ZM11 137V136H10ZM9 137V138H10ZM18 137H20V135L18 136ZM18 137H16V138H18ZM28 137H32V136H28ZM27 137V138H28ZM36 137V136H35ZM35 137L33 136V138H31V139H33V140H31V141H33V144H34V139H35ZM51 138H54V137H52V136H50ZM50 137L48 138V139H50ZM60 137H63L64 138V136H61L60 135ZM83 137H85V136H83ZM102 137H104V135L102 136ZM101 137V138H102ZM105 137H106V135H105ZM116 137V136H115ZM178 137V138H177ZM179 137H181V138H179ZM198 137H200V138H198ZM210 137H213L212 139H217V138H219V139H217L216 140V142L218 141V144L216 145V144H214V142H215V140H211L210 139ZM6 138V137H5ZM5 138H4V140H3V137H2V139L0 140V142H1V145H4L5 143V145H7V146H5L4 145V148L6 147H8L7 148V150L8 151H11V149L12 148H16V142L13 144V145H15L14 147H12L11 145H9L10 144V142H14V141H10L11 139H9L8 137V142H6L5 141ZM23 138V137H22ZM41 138V137H40ZM46 138V139H47ZM59 138V137H58ZM60 139L61 141L63 140L64 141V139ZM70 138V137H69ZM86 138V137H85ZM107 138V137H106ZM117 138V137H116ZM116 138H114V139H116ZM120 138H122V137H120ZM161 138H163V139H161ZM187 138H188V140L189 141H187ZM24 139V138H23ZM44 139V138H43ZM46 139H44L45 140V142H46ZM68 139V138H67ZM105 139V138H104ZM109 139L111 140L112 138H110L109 137ZM113 139V140H114ZM118 139H119V137L117 138V141H118ZM146 139H148V138H146ZM148 139V140H149ZM194 139V140H195ZM199 139V140H198ZM3 140V141H2ZM7 140V139H6ZM24 140H26V139H24ZM40 140H42V138L40 139ZM60 140H57L56 141V139H54V140H51L50 142L51 143H54V141L55 142H57V144H56V148L59 150V151H65L66 150V152H67V149H66V146L64 145V143H62ZM70 140V139H69ZM107 140H108V138H107ZM121 140V139H120ZM139 140V141H138ZM5 141V142H4ZM31 141H30V144H31ZM38 141V140H37ZM73 141V140H72ZM109 141V140H108ZM141 141V142H140ZM150 141V140H149ZM3 142V143H2ZM18 142H20V140L18 141ZM26 143H27V141H25ZM36 142V141H35ZM42 143H43V140L41 141ZM40 142V143H41ZM47 142H49V140L47 141ZM65 142V141H64ZM66 142H68V141H66ZM104 142V143H103ZM114 142H116V140H114ZM180 142V143H181ZM195 142V141H194ZM38 143V142H37ZM41 143V144H42ZM69 143V142H68ZM72 143H71V145H70V147L72 148L73 146H72ZM122 143H124V142H122ZM132 143V142H131ZM132 143V144H133ZM147 143V142H146ZM199 143V142H198ZM201 143H199L200 144V147L202 146L201 145ZM21 144V143H20ZM23 144V143H22ZM28 144V143H27ZM43 144H45V143H43ZM48 144V143H47ZM47 144H45L44 145V147L45 148H47L48 146H47ZM66 144V143H65ZM110 144V143H109ZM138 144V145H139ZM179 144V143H178ZM182 144V143H181ZM180 144V145H181ZM198 144V145H199ZM9 145V146H8ZM25 144H23V146H24ZM35 145H37L36 143H35ZM35 145H32L31 144V146H32V148H34V146ZM68 145V144H67ZM113 145H114V143H113ZM176 146H177V144H175ZM11 146V147H10ZM18 146H19V144H18ZM17 146V147H18ZM20 146H22V145H20ZM28 146V145H27ZM30 146V145H29ZM30 146V147H31ZM38 146H40V144H38ZM37 146V147H38ZM42 146V145H41ZM40 146V149L41 150H44L43 149V147H41ZM54 146V145H53ZM116 146V145H115ZM129 146V145H128ZM147 146V147H146ZM203 146V147H204ZM212 147V149L210 148H207V147ZM218 146H219V149H218ZM1 147V146H0ZM9 147L11 148V149H9ZM29 147V148H30ZM36 147V146H35ZM146 147V148H145ZM194 149H193V148ZM3 146L0 148V151H1V153L0 154H2L3 152ZM24 148V147H23ZM28 148V149H29ZM142 148L144 149V150H142ZM217 148V149H216ZM2 149V150H1ZM26 149V148H25ZM36 148H34L33 149V152H35L36 150H35ZM109 149V148H108ZM116 149V148H115ZM169 149H171V151H172V149H173V151H172V153H171V151H169ZM5 150V149H4ZM17 150V149H16ZM19 150V149H18ZM35 150V151H34ZM37 150H39L38 148H37ZM47 150H48V148H47ZM103 150V151H102ZM110 150V149H109ZM167 150V151H166ZM184 150H185V152H186V154L184 155L183 153H185L184 152ZM214 150H219L218 151V153L220 154V157H218V156H216L215 154L217 153L216 151H214ZM22 151V150H21ZM28 151V150H27ZM30 151V150H29ZM49 151V150H48ZM54 151H55V149H54ZM128 151H129V149H128ZM195 151V150H194ZM196 151H198V150H196ZM6 151H4V153L3 154H5V155H7L6 157H5V155H0V156H2V157H5L6 159H8V158H10V157H14V156H16V155H18V154H16L15 155V152L12 154L11 152H9V154H6L5 153ZM13 152V151H12ZM24 152V151H23ZM22 152V153H23ZM38 152H40V150L38 151ZM38 152H36V153H38ZM44 152H46V151H44ZM51 152V151H50ZM76 152V151H75ZM80 152V153H81ZM161 152H163V153H161ZM17 153V152H16ZM19 153H20V151H19ZM25 153V152H24ZM48 153V152H47ZM52 153V152H51ZM71 153V152H70ZM77 153V152H76ZM79 153V152H78ZM77 153V154H78ZM134 153V152H133ZM192 153V154H191ZM12 155V156H9V155ZM27 154H30V153H27ZM39 154V153H38ZM50 154V153H49ZM66 154V153H65ZM113 154V153H112ZM118 154V153H117ZM130 154V153H129ZM147 150H146V155H144V156H146V158L148 157L147 155ZM155 154H156V156H155ZM188 154H190L189 156H188ZM199 154V153H198ZM201 154V153H200ZM202 154V155H203ZM218 154V155H219ZM14 155V156H13ZM40 155V154H39ZM59 155V154H58ZM62 155H64V154H62ZM79 155V154H78ZM84 155V154H83ZM88 155V154H87ZM131 155V154H130ZM212 155H214L215 156V158L216 159H218L217 161H216V159L214 158V156H212ZM19 156V155H18ZM23 156V155H22ZM22 156H21V158H22ZM27 156H29V155H27ZM31 156V155H30ZM51 156V155H50ZM158 156V157H157ZM168 156V157H167ZM177 158L178 157V159H176L175 157ZM187 156V157H186ZM33 157V156H32ZM35 157V156H34ZM41 157V156H40ZM152 157V156H151ZM188 157L190 158V159H192L193 161H191L190 159H188ZM204 157V156H203ZM211 157H213V160H212V158ZM218 157V158H217ZM14 158H17V157H14ZM14 158H11L10 160H9V164L6 162V161H2L1 160V162H6L3 166H6L7 164H8V166L10 167V166H14V167H16V169L19 167V165H18V167L16 166L17 165V163H16V160L14 159ZM18 158H20V157H18ZM17 158V162H18V159ZM23 158H25V157H23ZM44 158V157H43ZM47 158V157H46ZM54 158H56L55 156H54ZM88 158V157H87ZM128 158V157H127ZM155 158H157V160L155 159ZM33 159V158H32ZM52 159V158H51ZM85 160H88V159H86V158H84ZM90 159H92L91 157H90ZM89 159V160H90ZM177 160V162H181V161H183V163H182V165H181V163L180 164H178L179 166H177V164H175V161ZM198 159H200V157L198 158ZM204 159L205 158H203V160L201 159V160H197L198 161V163H200L201 161H204ZM214 159H215V161H214ZM68 160V159H67ZM93 160V159H92ZM133 160H134V158H133ZM164 160H167V161H164ZM175 160V161H174ZM191 161V164H190V161ZM219 160H220V163H219ZM24 161V160H23ZM94 162H95V160H93ZM115 161V160H114ZM120 161V160H119ZM130 161V160H129ZM184 161L186 162L185 163V165H184ZM188 161H189V163H188ZM197 161H196V163H197ZM200 161V162H199ZM205 161L207 162V159H205ZM202 162L203 163V166H204V163H206V162ZM214 161V162H213ZM126 162V161H125ZM194 162V163H193ZM82 163H83V161H82ZM197 163V167H199V165H201V164H198ZM1 164V163H0ZM19 164V163H18ZM20 164H22V163H20ZM28 164V163H27ZM89 164H91V163H89ZM126 164V163H125ZM142 164V165H141ZM189 164L191 165V166H194L193 168L191 167V166H189ZM115 165V166H114ZM155 165V166H156ZM209 165V164H208ZM83 166V165H82ZM85 166V165H84ZM83 166V167H84ZM141 166H144V167H146L147 169H148V174L147 175H142V174H139V173H137V169H139V167H141ZM180 166H183L184 167V169H183V167L181 168ZM0 167H2V165H0ZM10 168V169H14V171L16 170L15 168ZM26 167V166H25ZM29 167V166H28ZM28 167H26V168H28ZM81 167V166H80ZM82 167V168H83ZM86 167V166H85ZM201 167V166H200ZM205 167V166H204ZM208 167H211L212 169H213V167L212 166H208ZM8 167H6V169H7ZM20 169H21V167H19ZM69 168V167H68ZM75 168V167H74ZM73 168V169H74ZM77 168V167H76ZM196 168V167H195ZM210 168V169H211ZM24 169V168H23ZM201 169H202V167H201ZM9 170V169H8ZM203 170V169H202ZM16 171H18V170H16ZM146 171V170H145ZM210 171V170H209ZM214 171H215V173H214ZM25 172V171H24ZM195 172H197V171H195ZM12 173H14L13 171H12ZM70 173V172H69ZM80 173V172H79ZM216 173H218V175H216ZM15 174V173H14ZM13 174V175H14ZM17 174H18V172H17ZM17 174H15L16 175V179H18V175ZM21 174V173H20ZM30 175V174H29ZM66 175V174H65ZM67 175H68V173H67ZM215 175H216V177H215ZM20 177H21V175H19ZM72 176H73V174H72ZM71 176V178H73ZM205 176V177H204ZM211 176V175H210ZM13 177V176H12ZM19 177V178H20ZM165 177H167L168 179H170L168 182H171V187H173L172 189L173 190H171V191H167V190H165L164 188L166 187H164V183H165ZM14 178V180L13 181H15V177H13ZM30 178V177H29ZM68 178H69V176H68ZM67 178V179H68ZM70 178V180H72ZM114 178H117L118 180L119 179H122L121 181H122V183H126L128 186H129V188L132 190L131 192H128V190L126 191V190H122V189H120V188H118V187H116L115 186V184H114V182L113 181H115V180H113ZM22 179H23V177H22ZM65 179V181H66V178H64ZM85 179H87V180H85ZM167 179V180H168ZM28 180V179H27ZM69 180V179H68ZM145 181V182H147V183H145V184H143L142 183V181ZM19 182L18 183H20V181L21 180H18ZM31 181H33V179H31V180H29V182H31ZM16 182H17V180H16ZM23 181H21V183H22ZM25 182V181H24ZM27 182V181H26ZM84 182V183H83ZM211 183L212 184V188H211V190H209L208 188L206 189V188H204L203 189V187H200V188H202L203 189V191L202 192H200V193H203V192H206V191H211V192H208V193H206L204 196H205V198H206V200H207V198L208 199H211L210 198V195H211V197L213 196V190L212 189H214V188H216V186H214V185H216L217 184V190L215 191V189H214V191L217 193L216 194V196H215V198L214 197H212V198H214V199H212V200H214L213 202L215 203H213L212 201V203L214 204L213 206L214 207H212V203L210 204L211 206H208V208L210 207H212L213 209H212V211L213 212H211V210H209L211 213H210V215L212 214V213H214L213 215H214V217H213V215H211V217H213V219L214 220H211L210 219V216L208 217V216H204L203 215V212H201V211H204V209H201V208H203V207H201L202 205H199V203L200 202H203L204 200H205V198H204V196H202V194H200V193H198V192H196L197 190H198V188H197V190H196V187H199L202 183ZM1 183V182H0ZM32 183V182H31ZM35 182H33V185L32 184H30V183H28L27 185L26 184H23V185H25V186H28V185H32L33 187H34V184ZM38 183V182H37ZM88 183V182H87ZM117 183H119V181L117 182ZM121 183V182H120ZM187 183H188V185H190V184H193L194 186L192 187L194 190H192V188L189 190L188 188H187ZM190 183V184H189ZM39 184V183H38ZM37 184V185H38ZM67 184V183H66ZM3 185H4V183H3ZM37 185H35V189H36V187H37ZM117 186H119L118 184H116ZM6 187H8L7 185H5ZM4 186V187H5ZM63 186H65L64 184H63ZM120 186H123V185H120ZM125 187H126V185H124ZM29 187V186H28ZM31 187V186H30ZM39 187V191H41L40 189V187H41V185L40 186H38ZM66 187H67V185H66ZM171 187H168V188H171ZM0 188H1V186H0ZM3 188V187H2ZM65 188V187H64ZM75 188V187H74ZM10 189V188H9ZM34 189V190H35ZM65 189H67V188H65ZM94 189V188H93ZM92 189V190H93ZM123 189H125V188H123ZM167 189V188H166ZM202 189H199V190H202ZM36 190H38V188L36 189ZM47 189H45L44 190V192L46 191ZM64 190V189H63ZM192 190V191H191ZM196 190V191H195ZM5 191H8V189L6 190L5 189ZM43 191V190H42ZM88 191V190H87ZM130 191V190H129ZM135 191V192H134ZM195 191V192H194ZM34 193H36V191H33ZM66 192V191H65ZM73 192V191H72ZM92 192H94V191H92ZM214 192V193H215ZM38 193V192H37ZM69 193V192H68ZM210 193H212V194H210ZM9 194V193H8ZM39 194V193H38ZM38 194H36V195H38ZM47 194V193H46ZM62 194V193H61ZM65 194V193H64ZM207 194L209 195V196H207ZM12 195V194H11ZM10 195V198L11 197H13L14 195H12L11 196ZM17 195H20V193L19 192H17ZM23 195V194H22ZM55 195V194H54ZM71 195V194H70ZM134 195V196H133ZM4 196V195H3ZM30 196V195H29ZM34 196H35V194H34ZM56 196V195H55ZM69 196V195H68ZM72 196V195H71ZM7 197H9V196H7L6 195V197H4L5 199H8ZM54 197V196H53ZM62 197V196H61ZM40 198V197H39ZM57 198V197H56ZM17 199V198H16ZM46 200L47 199H49V197L48 198H45ZM45 199H44V201H42L41 199V201L43 202H41L42 204H44L45 203ZM18 200V199H17ZM17 200H16V202H17ZM26 200V199H25ZM36 200H37V198H36ZM36 200H35V202H36ZM50 200V199H49ZM51 200H53V199H51ZM54 200H55V198H54ZM60 200H61V198H60ZM64 200H66L65 202H68V200L67 199H64ZM70 200V199H69ZM27 201V200H26ZM38 201H39V199H38ZM63 201V200H62ZM5 202V201H4ZM8 202V201H7ZM6 202V203H7ZM25 202V201H24ZM28 202V201H27ZM34 202V201H33ZM34 202V203H35ZM64 202V203H65ZM74 202V201H73ZM5 203V204H6ZM20 203V202H19ZM22 203V202H21ZM37 203V202H36ZM36 203H35V206H36ZM40 203V202H39ZM50 203V202H49ZM57 203H59V202H57ZM60 203H61V201H60ZM132 203V204H131ZM3 204V203H2ZM11 204V203H10ZM51 204V203H50ZM53 204H56L55 202L53 203ZM63 204V203H62ZM69 204V203H68ZM34 205V204H33ZM57 205V204H56ZM64 205V204H63ZM65 205L66 206H70V205H67L66 203H65ZM71 205H72V203H71ZM74 205H72L73 207H74ZM197 205H199L200 207H198ZM208 205H209V203H208ZM7 206H8V204H7ZM10 206V205H9ZM32 206V205H31ZM40 206H41V204H38L37 203V207H39L38 208V210H40V212H41V209L44 207H42L41 209H40ZM49 206H51V205H49ZM198 208H197V207ZM46 207V206H45ZM56 207V206H55ZM57 207H59V206H57ZM56 207V208H57ZM196 207V208H195ZM9 208V207H8ZM21 208V210H22V207H20ZM20 208H17V209H19L20 210ZM32 208V207H31ZM50 208V207H49ZM55 208V209H56ZM70 208V210H71V207H69ZM5 209V208H4ZM25 209H27V207L25 208ZM34 209V208H33ZM35 209L37 210V208L35 207ZM53 209V208H52ZM0 210H1V208H0ZM20 210V211H21ZM32 210V209H31ZM207 210V209H206ZM25 211V210H24ZM42 211H45V213H46V215L47 216H49L50 217V214H52V216H54L55 215V217H56V214H53V212L55 213V210L52 212V213H49L48 214V212L46 211V208H45V210L44 209H42ZM52 211V210H51ZM2 212H4V211H2ZM29 212H31V211H29ZM33 212V211H32ZM36 212H38V211H36ZM36 212H35V214H33V213H29L28 215H29V217H30V215L31 216H34V215H37L38 213L40 214V212H38L37 214H36ZM63 212V211H62ZM72 212H73V210H72ZM15 213V212H14ZM42 213V212H41ZM45 213H43L44 215H45ZM58 213H60V211L58 212ZM65 213V212H64ZM69 213V214H70ZM204 213H205V211H204ZM206 213H209V212H207L206 211ZM13 216V214H10V216ZM15 215V214H14ZM18 215V214H17ZM17 215H16V217H17ZM27 215V214H26ZM40 215H42V214H40ZM59 215V214H58ZM61 215V214H60ZM59 215V216H60ZM64 215H66V214H64ZM207 215H209V214H207ZM10 216H8V218H10ZM19 216V215H18ZM21 216V215H20ZM37 216H39V215H37ZM6 217V216H5ZM5 217H4V219H5ZM14 217V216H13ZM15 217V218H16ZM22 217H23V215H22ZM21 217V218H22ZM27 217V216H26ZM25 217V218H26ZM29 217H27L26 219H28ZM68 217V216H67ZM66 217V218H67ZM1 218H2V216H1ZM7 218V217H6ZM7 218V219H8ZM24 218V217H23ZM24 218V219H25ZM39 218H40V216H39ZM43 218L44 219H48V218H45L44 216H43ZM58 218V217H57ZM62 217H60L59 219H61ZM63 218H65V216L63 217ZM62 218V219H63ZM17 219H18V217H17ZM43 219V220H44ZM52 219H53V217H52ZM56 219V218H55ZM2 220H3V218H2ZM9 220H12V219H9ZM14 220V219H13ZM12 220V221H13ZM21 220V219H20ZM28 220H30V219H28ZM27 220V221H28ZM34 220V219H33ZM42 219H40V221H41ZM43 220H42V223H43ZM49 220H51V219H49ZM54 220V219H53ZM53 220H51V222L53 221ZM65 220V219H64ZM15 222H13V223H11V224H13V225H15V223H16V220H14ZM25 220H21V221H19V225L21 224V222H22V225H23V222H24ZM32 221V219L30 220V221H28L29 223ZM37 221H39V219L37 220ZM47 222H48V220H46ZM54 221H56V220H54ZM59 221V220H58ZM74 221H72V222H74ZM7 222L9 223V222H11V221H8L7 220ZM47 222H46V225H48V226H50L49 225V222H48V224H47ZM57 222V221H56ZM56 222H53V223H55L56 224ZM62 222V221H61ZM63 222H65V221H63ZM29 223H28V225H29ZM39 223H41V222H37V225L39 224ZM53 223H51V225L53 224ZM2 224V223H1ZM10 224V225H11ZM45 222L43 223V224H41V225H43L44 226V228H45ZM61 224V223H60ZM64 224H62V225H64ZM16 225H18V221H17V224ZM26 225V222H25V224H24V226ZM32 226H33V224H31ZM54 225V224H53ZM61 225V226H62ZM1 226V225H0ZM6 226V225H5ZM38 226H40V225H38ZM60 225H58L57 227H59ZM66 226V227H67ZM9 227V226H8ZM12 227V226H11ZM18 227V226H17ZM20 227V226H19ZM27 227V228H26ZM36 227V226H35ZM56 227V226H55ZM64 227V226H63ZM65 227V228H66ZM141 227V228H140ZM1 228V227H0ZM22 228H24L23 226H22ZM25 228L26 229H28V226L26 225L25 226ZM29 228H31L32 229V227H29ZM40 228V227H39ZM41 228H43L42 226H41ZM64 228V229H65ZM3 229V228H2ZM30 229V230H31ZM33 229H34V226H33ZM36 229V228H35ZM57 230H59V233L57 232L56 234L55 233H53L52 235L54 236V235H56L57 237H58V235H60L59 237H58V240L61 242V241H63V240H60L61 238L62 239H64L63 238V235L65 234H63L62 235V232L60 233V230H62V227H61V229H59V228H56ZM64 229H63V231H64ZM138 229V230H137ZM139 229L141 230V233H140V235H138L137 234V232H139ZM19 230H21V229H19ZM37 230V229H36ZM36 230H34V231H32L33 233V235H35L34 234V232L36 231ZM77 230V229H76ZM133 230L134 231H136V233H134L133 232ZM5 231V230H4ZM24 231V230H23ZM26 231H28V232H30L29 230H26ZM80 231V232H79ZM20 232V231H19ZM48 232L50 233V236H51V233H52V229H51V232H50V230H48L47 231V233H46V237L48 238ZM71 232V233H72ZM112 232L115 234V239H117L118 240V242H119V244H121L122 242L121 241H119V239L118 238H120L121 240L123 239V240H126L127 242H129V243H131V248H132V252L131 253H129V254H126V252L124 253H122V255H124V257H122V255H121V257L118 255L115 259H114V257H112V255L113 256H116L117 255V249H121V248H123V245L122 244H124V243H122L121 244V247H119L118 245V247L119 248H116V245H114V247H115V249L114 250H112V248L110 247V244H108V240H109V243L112 241H110V239H113V238H111V237H114L113 235H112ZM36 233V232H35ZM38 233V232H37ZM40 233H42L41 231H40ZM26 234V233H25ZM22 235V234H21ZM20 235V236H21ZM62 235V236H61ZM112 235V236H111ZM137 235H138V241L136 240V237H137ZM26 236V235H25ZM40 236V235H39ZM45 236H43V237H45ZM52 236V237H53ZM23 237V236H22ZM27 237V236H26ZM36 237V236H35ZM51 237V238H52ZM56 237V238H57ZM110 237V238H109ZM38 238V237H37ZM53 238H55V237H53ZM46 239V238H45ZM48 239H50V238H48ZM66 239V238H65ZM114 239V241H112V242H114L115 244L117 243L116 241L117 240H115ZM140 239V240H139ZM35 241L37 240L36 238L34 239ZM55 240V239H54ZM57 240V239H56ZM57 240V241H58ZM67 240V239H66ZM69 240V239H68ZM34 241V242H35ZM45 241V240H44ZM107 241V242H106ZM33 242V243H34ZM37 242V241H36ZM48 242H49V244H48ZM52 242H53V239H52V241H51V244H50V241L48 240V241H46L45 242V244H47V247L46 248H48L47 250H50L51 248L53 249V246L55 247V245H57L56 244V242L55 243H53L52 244ZM121 242V243H120ZM5 243V242H4ZM26 243H28V242H26ZM65 243V242H64ZM22 244V243H21ZM29 244V243H28ZM41 244V243H40ZM55 244V245H54ZM61 244H63V242L61 243ZM112 244V243H111ZM6 245V244H5ZM42 245H44V243L42 242ZM41 245V246H42ZM48 245L50 246V245H52L51 246V248L49 249V247H48ZM72 247H71V246ZM31 246H33L32 245V243H31ZM46 246V245H45ZM79 246V245H78ZM78 246H76V247H78ZM113 246V245H112ZM36 247H37V245H36ZM36 247H35V250L37 251V249H36ZM56 247H58V248H60L59 247V245L58 246H56ZM55 247V248H56ZM66 247H68V248H66ZM128 247V246H127ZM3 248V247H2ZM25 248V247H24ZM34 248V247H33ZM41 248H43V249H45L44 247H41ZM58 248H56V250L58 249ZM62 248V247H61ZM60 248V249H61ZM62 248V249H63ZM73 248H75V247H73ZM73 248L70 250V249H68L67 251V256H65L64 258L67 260V257L69 258V254H70V257L72 258V256H73V254L75 253H73L72 254V250H73ZM1 249V248H0ZM17 249V248H16ZM42 249V250H43ZM61 249V250H62ZM124 249V248H123ZM123 249L122 250H120L121 252L123 251ZM24 250V249H23ZM47 250H43V251H47ZM61 250H58L60 253L63 251H61ZM69 250L71 251L70 253H69ZM117 252H116V251ZM126 250H129L130 251V247H129V249L127 248ZM125 250V251H126ZM21 251H22V249H21ZM20 251V252H21ZM115 251V252H114ZM35 252V251H34ZM65 253H66V251H64ZM63 252V253H64ZM80 252V253H79ZM16 253V252H15ZM19 253V252H18ZM50 253H52V255H54L53 254V252H49L48 253V255H50L51 256V254ZM63 253H61V254H63ZM11 254H12V252H11ZM40 254V253H39ZM57 253L55 252V257H61L60 255L59 256H57L56 255ZM116 254V255H115ZM120 254V253H119ZM14 255V254H13ZM63 255H66V254H63ZM72 255V256H71ZM80 255H81V257H80ZM125 255H130V257L128 256V257H125ZM3 256V255H2ZM42 256V255H41ZM40 256V257H41ZM74 256H73V259H74ZM78 256H79V258H78ZM32 257V256H31ZM45 257H47V254H46V256ZM54 257V258H55ZM63 257V256H62ZM121 258L120 260L119 259H117V258ZM3 258V257H2ZM1 258V259H2ZM24 259V258H23ZM22 259V260H23ZM39 259V258H38ZM47 259H50L51 260V262H54V261H52L53 259H51V257L49 258V256L47 257ZM59 259V258H58ZM63 259V258H62ZM15 260V259H14ZM29 260H30V258H29ZM44 260H46V259H44ZM55 260V259H54ZM68 260H70V259H68ZM68 260L66 261V262H68ZM119 260V261H118ZM171 260V261H172ZM2 261V260H1ZM0 261V262H1ZM5 261H7V260H5ZM19 261V260H18ZM32 261V260H31ZM35 261V260H34ZM47 261V260H46ZM49 261V260H48ZM55 261H58L57 259L55 260ZM60 261H62V260H60ZM59 261V262H60ZM70 261H72V260H70ZM69 261V262H70ZM171 261H169V262H171ZM50 262V261H49ZM63 262H64V260H63ZM62 262V263H63ZM66 262H65V264H66ZM74 262V261H73ZM175 262V261H174ZM175 262V263H176ZM30 263H32V262H30ZM48 263V262H47ZM56 263H58V262H56ZM172 263H173V261H172ZM11 264V263H10ZM12 264H14V263H12ZM37 264V263H36ZM42 264H43V261H42ZM53 264H55V263H53ZM58 264H61V263H58ZM71 264V263H70ZM74 264V263H73Z\"/></svg>",
  "mask_w": 264,
  "mask_h": 264
},
{
  "label": "rangeland",
  "instance_id": "obj_2",
  "mask_svg": "<svg viewBox=\"0 0 264 264\" xmlns=\"http://www.w3.org/2000/svg\"><path fill=\"white\" fill-rule=\"evenodd\" d=\"M12 1H13V0H10L11 3H8V4L5 5V6H0V10L3 9V12L8 13V14H11V13H12L13 15L11 14V16H12V18H13L14 20H15V17H16V20H15L16 22H15L14 20L12 21L11 16H10V15L8 16V14H5V15L8 16L10 19H9L8 17H6V19H5V17H4L5 15H4V13L2 12V10L0 11V13H1V12L3 13V14H2V13L0 14V15H2V16H0V17H3V18H4V21L6 20V21L8 22V24L10 23L11 25H10V24H9V25H10L11 27H12V26H15V30H14L13 27H12V29H13L14 31L11 29V30L13 31V32H11V30H10L8 27L5 28V25H7V24H5V25L2 26V24H3V23H6V22H3V20H2L3 18H1L2 21L0 20V25H1L2 27L0 26V27H1L0 29H1L3 32L0 30V35H1V36H4V40L7 39V40L9 41V42L6 41V43L8 42L7 44L5 43V41H4V42L2 41V44H1V41H0V45H1V47H0V54H1V55H5V53L8 52V50L11 51V46H9V45H10V43L12 42V40H16L17 37H18L19 35L21 36L22 34H24V36H25L26 38H28V37H27V36H28V34H27L28 32L26 33V31H28V30H26V28H25V27H27V26L24 27L23 24H22L23 22H22L21 20H19V19H22L23 15L25 14V13L22 14V12H21V10H20V5L23 6V7H21V8H24L25 6L31 4L32 2L37 3V6L40 7V8H42V10H43V9L46 10V11L49 10L48 12H50V13L52 14V17H53V15H54V16L57 15L60 19H61V17H62V20H60V22H59L60 24H58V25H57L56 23H54L55 25H54V24L52 25V24L50 23V24H47V26H45L46 23H49V22H46L45 24L42 23L43 26L45 27L46 32L43 34V37H42V36L40 37V38L42 39L41 42L39 41L40 38H37V40H36V38H35L33 35H31V33L29 32V33H30V34H29V37L32 39V36H33V42H34V43H33L32 41H28L29 44L31 45L30 51H31L32 49H35L36 51H35V50H32V51H33L34 53L37 52V53H36V54H37L36 58L33 57V56L36 55V54L33 55V54H32L33 52L30 53V54H32V55H30V56L28 55L29 58H27V59H28V61L30 62V64H29V62H27V59H24L25 61H23V60H22L23 62L21 61L22 65H24V67H22L21 63H19V65H20V67H19V65H18L17 63L20 62V59H19L20 56H19V58H18V56H16V58H15V61L18 60L17 63L15 62V63H16V64H15L16 67H12V68L7 67V68H6V65H4V64L1 65V63H0V69L2 70V71L0 70V72H1V73H0V75H1V76H0V86H1V89H2V87L5 86V87H4V90H5L6 88H8L7 85L9 84V86H11V88L9 87V88H10V89L8 88L9 91H8V89H7V91H4V93H5V94L7 93L6 96H7V95H8V96L13 95L12 98H14V99L16 100V99H17L16 97H19V98H20V97H22L26 92H29V93L32 94V95L37 94V95H35V96H40V92H39V90H38V87H37L35 84H36V83H40V84L42 85V87H44V86L50 85V83H53V82L55 81V83H57L58 85H59V83L61 82L60 85H59L60 87H61V86L63 85V83H64V85H63L64 91H66V92L68 91L67 93H70V92H71V93H70L71 96H70V94H67V93L65 92V94L67 95V97H65L66 99H65L64 97H63V98H61V97L57 98V96H53V97H51V99L49 98V101L52 100L51 102H53V103H55V105H57L55 109H56V111L59 112V113H57V112L54 110V112L52 111V112H49V114H48V113H46V111H44V110H42V109H40V108H38V107H36V106H35V107H34V106L32 107L31 101H24L23 103H21L23 100H21V99L18 98V99L16 100V102H17V104H16L15 100L12 99V98H10V97H7V98H6V96H5V99H4V94H3V92L0 90V91H1L0 94L3 95V96L0 95V99H4V100H0V110H1V111H2V110L4 111V112L2 111L3 113L0 114V125H1L0 128H1V129L3 128L2 130H4V131H6V130L8 129L7 132H10V133H7V132H6L5 134L2 135V137H3V140H4V138L6 137V138H5V141L8 142V138L11 136V137L9 138V139H11L10 141H14V140H15V141H14V142H10V141H9V142H10L9 145H11L12 143L14 144L15 142H16V144H17L15 149H14V148H12V149L10 148L11 146H12V147L15 146V145H13V144L9 147V149H11V151H8V150H7L8 147H7V148H6V147L4 148V145H5L6 143H5L4 145H1V142H0V146H1V147L3 146V148H2V149H3V151H2L3 153H4V151L7 152V153L5 152L6 154H9V152H11V153L13 154V153L15 152V155L18 154L19 156H18V155H16V156L13 155V156H14V157H17V158L20 157V158H18L19 160H18V162H17V158L10 157V158L6 159L5 157H6L7 155H5V154H3V153L0 154V155H5V157L0 156V163H1L0 165H2V167H0V182H1V183H0V186H1V188H0V208H1V210H0V225H1V226H0V227H1V228H0V248H1V249H0V261L2 260V261L0 262V264H10V263H11V264H12V263H14V264H36V263H37V264H42V261H43V264H53V263H55V264H58V263L65 264V262H66L68 259H70V260H72V261L68 260V262H66V264H70V263H71V264H73V263L75 264V256L77 257V255H79V254H77L78 252H76V251L78 250L77 248L80 249L81 246H80L79 243H78V245H79V246H78L77 243H76V242H78V241H77L75 238H74V239H72V238H73V236H74V237H77V236H79V234H80V235H82V234H81V232L79 231L80 233H79V234L76 233V235H77V236H76V235H75V232H78V228H77V226H75L77 230H76V229L74 230V228L72 227V226H74L73 224L76 223V222H75L76 220H75V221L73 220V219H76V217H74V216H76V215H75V211H74V208H75V205H74V204H75V200H73L74 197H75L74 193H76L77 190H78V189H81V188L85 190V188H86L85 185L87 184V187H88L89 185L92 184L91 182H93V180H90V182L87 181L88 183L85 181L86 184H85V185L83 184V186H82L80 182H78V181L76 182V181H75V180H76V179H74V178H76V177H75V172H76V174H79V175H80V174H82V173H85V171L87 172V167L89 168V167H91L92 165H93V166H96L97 164H99V161L96 159L95 156H92V155H90L89 153H86V155H85V152H81L80 150L78 151L77 148L75 149V145H74V144H75V142H74V140H75V134H76L77 136L80 135L79 137H80L81 139H83V141L86 140V142H88V140H90L88 143L93 142V143H91V144H94V141H92V140L89 138V136H90V135H94V132H95V135H96L97 133H99V134H100V135L98 134L99 139H101V141H104V140H105L104 142H105V146H106V148L104 149V151L106 152V154H108L107 156H108L110 159H112V163H114V164L116 163V164H117V167H118L119 164H122V165H128V166H130V165H132V164H133V165H135V164L139 165V164H140V158H138L137 156L133 157V155L135 154V151H136V149H137L136 153L139 151L138 154L141 155V156H142L143 153H145V154H143L142 157H144L146 160H148V159L150 158L149 160L153 163V166L155 167V170H157V169H158L157 167H159V165H158V166L156 165V164L158 163V161H157V162L155 161V163H154V162H153L154 160H151V158H153V154H154V153H153V154H151V153L148 154V152H150V150L148 151V149L146 148L147 146L145 147V148H146L145 151H142V152H141V149L139 150L137 147H139V146L141 147V145L143 146V145H144V144H143L144 142H145L146 145H148V144H149L148 142H152L153 140H156V139H153V138H154V137H153V134H155L156 131L154 130V132H153L151 128H152L153 126H155V127H153V129H157V128H159L161 121H163L162 123H164V126H165V127H164L163 125H161V128H162V126H163L162 129L165 130V131H164L163 135H160V137H163V138L166 139V140H169V139L174 140V139L171 138V136H168L169 138H165V137H164L165 135H169V134L172 135V133L165 134L168 130H169V132H173V130H171V128H169V124L166 123L167 120H165V119L167 118L168 120H171V121L173 122V124H175V121H173V119H169V118H171L172 116H171V117H169V116H164L165 119H163V120L155 119V120H156V121L154 120L155 122L151 121V120H153L155 117L160 116L159 119H161V118L163 117V114H164L165 111L167 110V107H166L165 104H167V105H172V102H171V104H169V101H171V100L168 99L169 96L166 97V96H164V94H163V93H165V92H166L165 94H167L168 89L171 88V86H172L171 83H169V82H172V81H171V78H169V77H171V76H169V74L171 73V68H170L169 66H167V64H165V63H166L165 61H164V62L162 61L163 63L160 62L161 59L163 58V56L166 55V53H165L164 50L162 49V46L157 45V44H156V45H152V44H150V42L154 39V37L157 38L158 35H156V36L153 37V35H155V33L153 34V31H150V29H149L148 27H143L144 29L141 31V36H139L140 39L138 38L139 41H140V43L137 44V47H139V48H138L139 51L137 50V47H135L134 50L132 49L134 46H136L135 43H134L133 47H130V48L132 49L131 51L133 52V54H136V52H139V53H137V54H138V55H137V58H139L138 56H140L141 59H142L141 54L144 53L145 51H146V52L148 51V53H144V54H146V56L143 54V56H145V58H146L147 55H148V58H149V59L146 58L147 60H149L148 62L153 61L152 59H150V58H152V57H151V56L149 57V55H152V56L154 55V59L157 60V61H156L157 63L159 62V63H161V64L167 66L168 68H167V69L165 68V69H166L167 71H168V69H169V71L167 72V73H168V77L164 76V74L166 73V71H165L164 73H162L163 76L166 77V78H164V77H162L161 74H158L157 72H155V70H156V71L159 70L158 68H155V67H156V66H154V65H156L155 63H154V64L148 63V65L151 64V65L153 66V68L155 69V70L152 69V71L154 70V73H155V74L157 73V75H159V76H157V75H155V74L153 75L152 71H149V72H151V75H152L153 77H155V78H156V77H159V78H156V79H160V77H162V78H164V79H167V80H165L166 83L164 82V79H161L162 81H160V82H161V83L163 82V84H166V85H167V81H168V85H171V86H166V87H165L166 89H167V87H169V88L167 89V91H165V89H162V88H164V85H163V84H161V83L159 82V84L163 85V86L161 87V86H158L159 84H158L157 82H156V83H157L158 85L155 83V81H156L155 78H152V77H151L152 80H153V79L155 80V81L153 80L154 82L151 81V78H150V76H149L150 73L147 72L148 69H150L149 66H148V69H146V71L144 70V68H143V69H140L142 66H145V65L140 64V62H139V64H138V65L140 66L139 70H142V71H144V72H141V71L139 72L138 68H137L138 71H136L135 66H137V65H135V64H134V61H133V59H134L136 56L134 55V58L131 60V62L133 61V62H132L133 65H131V66H134V65H135V66H134V69H133V72L135 71L136 74H137L138 76H139L140 73H143V74L145 73V74H147V75H148V73H149V75H148L149 78H146V79H145L146 81L143 80V79L146 77L145 74H144V75L142 74V76H145L143 79H140V78H141V77H140L141 75L139 76L140 78H138V79L143 80V81H145V82H149V81H150V82L148 83V86H146L147 83H146V85H145V82H144V85H140L142 88L138 87L139 84H141V83H140V82H137V81H140V80H138V79L135 80L138 76H137L136 78L132 79V77H134V74H135V73H133V72L131 71L133 74H132V73H129V74H128V73H125V74H127V75H124V74H123L124 79H125L127 82L129 81L130 78H131L132 80H135V82L133 81L134 84H133L132 80L129 81V83H130V84H129V83H127V82H124L125 80L122 79V80H123V83L125 84L124 86H127V87H126V88H127L126 90H128V88H129L128 92H132V93H134V94H135V92H136L137 94H139V96H140V93H143V94H144V92H147V93H149V95H150V94L152 95V98L154 97L153 99H155V98L157 97V98H156V101H158V100H159V97H161V95L163 94L162 96L166 97V98H165L166 100H169V101H167V103H166L165 100H162L163 102H165V103L162 102V103L164 104V106H165V109H166L165 111H164L163 108H161V107L159 106V103H160L161 99L159 100V103H155V102H154V105H158V106H159V107L157 106L155 109H156V110H157V108H158V109H162V110H160V111L164 112L163 114L160 112V113L162 114V115H160V114H159V110H158L157 112H158L159 115L157 116V114H153V113L156 112V110H155V112L151 113L152 111H154V110L152 109V106H154V105L152 104V106H151V102H150V100H152V98H150L151 95H150V97H149V95H147V94L145 93V95L148 96V97L146 96V97H147V98H146L147 100H146L145 98L142 99V98L145 97V96H143V95L141 94L143 97L141 96L142 98L140 97L141 99L139 98V100H140V101H141V100L146 101V102H147V105H149V103H150V105L147 106L146 109L144 108V112H145V111L148 112V110H150V111H149V114H151L150 116H153V117L155 116V117L152 118V119H151V117H150V119H151V120H150V121H151L150 123H153V125H151V127H147V126H148V124H147V125L144 126V127H146V128H143V127H142V129L139 128V129H141L140 131H142V132H141V136H140V134H139L140 131H139L138 128H137V129H136V128L134 129L133 134L136 133V135L138 134L140 137H142V136H144V135H143V133H144L143 131L147 130V131H145V134H146V132L148 133V130L151 129L150 131H152V133H153L151 138H152L153 140H152L151 138L149 139V136H150V135H148V136L146 135L147 137L145 136L144 138H145V140H147V141H143V138H141V140H142L143 143L140 145L139 142H138L139 145L137 144V147H134V146H136V145H134L133 142L135 141V142L137 143V139L132 140V141L129 140V141H128L129 144H128L127 141H126V139H128V138H126V135L129 137V139L131 138V135L129 136V134L131 133V130H130V129H131V127H130V126H131V121H130V120L139 114V113L137 114V111H138V112H140V111L137 110L138 108L135 109V107H133V106L131 105V103H130V105L128 106V108H130V107L132 106V107L134 108V110H135L136 113H134V110L132 111L133 113H132L131 111H129V110H132L131 108H130V109L125 108V107H124V104H123V103H124V100L126 101V100L129 99V98L125 99L126 97H129V96H128V93L126 94V97H125V94L122 93V92H124L123 90L125 89V87H124V86L121 87V88H120V91L117 92L118 94H116V93L113 92L114 89H115L113 86L116 85V83H115L114 81H116V79L113 81V82L115 83V85H110V82L107 81L108 79L110 80L111 78H112V80H113V79L116 77L117 80L120 81V82H119L120 84H118V81H116L117 84H118L119 86L122 85V83H121V77H120L121 75H120V74L122 73L121 71H124V72H125V70H123V69L119 70V68H120V65H119V64H121V62H124L125 59L123 58V60H122V58H121L122 61H120V62L118 63V61H119V60H118L119 57H116V58H115L114 56H115L116 54L119 53V50H120V53H121L122 51H124V48H123V47H122L123 50L121 49V44H122L123 42H125L127 39L122 38V37H121L120 35H118V34H117V35H116V34H115V35H114V34H111V35H114L115 37H118L119 39H118V38H117V39L120 40V41H121V40H122V41L124 40L123 42L121 41L122 43L119 45L120 42H118V40H117L115 37L111 36V39H110V37H108V39H107V36H110V35H104V36H102L103 34H101V33L98 32V31H95V32H92V31H86V30H85V31H81V30H83V29L75 28V31H73L74 34L71 33V32L68 31L65 27H63L62 24L70 25V24L72 23L71 20H73L74 18L72 19L71 14L68 13V12L65 13V12L61 11V12L58 13V8H59V5H58V4H59L60 2H57V0H38V1H37V0H20V4H19V5H18L19 0H14L15 2L13 1V3H12ZM16 1H17V2H16ZM24 1H25V2H24ZM29 1H31V2H29ZM42 1H43V2H42ZM49 1H50V2H49ZM51 1H52V2H51ZM54 1H56V2H54ZM78 1H81V0H75V2H78ZM99 1H100V2H99ZM113 1H115V2H113ZM121 1H123V0H121ZM121 1H120V0H117V1H116V0H109V1H107V0H97L98 5H100V6H101V5H105V4H109V3H110V4L113 3L114 5H116V3L118 4V2H119V4H120ZM147 1H148V0H147ZM168 1H169V0H168ZM168 1H167V0H164L165 4H167V3H168V4H171V6H173V7H172V9H171V6H168V5H166V6H167L169 9H171L172 11H175L176 8H174V7H177V6H175V4H172V3H175V0H174V2H173V0H172V3H171V1H169V2H168ZM244 1H245V2H244ZM246 1H247V0H242V1H240V0H236V4H237L238 6L241 5V6H244V7H245L246 5H249L248 3H251V2L253 3V0H252V1H251V0H248L247 2H246ZM249 1H250V2H249ZM21 2H22V3H21ZM40 2H41V3H40ZM44 2H45V3H44ZM46 2H47V3H46ZM61 2H62V3H67V2L69 3V2H71V0H61ZM103 2H104L105 4H103ZM166 2H167V3H166ZM25 3H26L27 5H24ZM43 3H44V4H43ZM48 3H49V5H48ZM101 3H102V4H101ZM252 3H251V4H252ZM255 3L257 4L258 2L255 1ZM255 3H253V4H255ZM11 4H12V8L8 9V5H10L9 7H11ZM15 4H17V5L14 6ZM50 4H51V5H50ZM45 5H46V6H45ZM75 5H76V3H75ZM13 6H14V8L16 7V9L19 7V9H17V11L20 10L19 12H20L21 14H16V13H18V12L15 11L16 9L13 10ZM44 6H45V7H44ZM48 6H49V7H48ZM1 7H2V8H1ZM4 7L7 8V9L5 8V10H7V11H8V10H11V11L13 10L14 12H11V11L6 12V11H4ZM167 7H166V8H167ZM25 8H26V7H25ZM177 8H178V7H177ZM55 10H56V11H55ZM9 12H11V13H9ZM15 12H16V13H15ZM78 13H79L78 16H77V15L75 16V17H76V18H75V21H76V22H83V21H84V23H87V25H89L90 23H92V19H89V17H87L88 19H87V18L85 19V18L82 16L81 12H78ZM175 13L177 14V11H176ZM15 14L18 15V17H17ZM58 14H59V15H58ZM14 15H15V16H14ZM19 15H20V16H19ZM69 15H70V16H69ZM130 15H131V14H130V12H129V13H128V19L131 18ZM13 16H14V17H13ZM25 16H26V15H25ZM60 16H61V17H60ZM63 16H64V17H63ZM19 17H20V18H19ZM27 17H28V16H26V19H27ZM7 18H8V19H7ZM17 18H19V19H17ZM65 18H66V19H65ZM79 18H80V19H79ZM64 19H65V20H64ZM67 19H68V22H66ZM70 19H71V20H70ZM81 19H82V21H81ZM10 20H11L12 22H14V23L9 22ZM17 20H18V21H21L22 23L19 22V25H18V24L16 25V23H18ZM94 20H95V19H94ZM130 20H131V19H130ZM65 22H66V23H65ZM89 22H90V23H89ZM20 23H21L22 26H20ZM69 23H70V24H69ZM95 23H97L96 20H95ZM104 23H106V22H104ZM26 24H27V23H25V25H26ZM106 24H107V25H106ZM106 24H102V26H105V25H106V26H109V27H110V25L112 26L111 23H108V22H107ZM109 24H110V25H109ZM157 24H158V23H157ZM9 25H7V26H9ZM49 25H50V26H49ZM59 25H60V26H59ZM99 25H100V24H99ZM17 26H18V29H19L18 32H20V31H21V28H22V32H21L20 34H17V32H16V31H17V28H16ZM51 26H52L53 28H52ZM58 26H59V29H58L59 32H58V30H57ZM91 26H92V24H91ZM129 26H131V25H129ZM11 27H10V28H11ZM19 27H20V28H19ZM23 27H24V28H23ZM47 27H48V28H47ZM95 27H96L95 30H97V26H95ZM50 28L53 29V31H55L56 33L53 32V31H52V32H53V33H52ZM60 28H61V29H60ZM62 28H64V29L62 30ZM3 29H4V30H3ZM7 29H8V30H7ZM23 29H25L26 31L23 32ZM54 29H55V30H54ZM65 29H66L67 31H66ZM156 29H157V31L159 30L158 28H156ZM5 30H7V32L9 31L10 34L7 33ZM47 30H48V32H47ZM62 31H63V33H62ZM64 31H65V32H64ZM77 32H80V33H77ZM87 32H88V33L90 32L89 37H88V33H87ZM6 33H7V35H6ZM12 33H13L14 35H13ZM49 33L52 34V35L55 33L54 37L51 36ZM81 33H82V37L79 38V35H80ZM83 33H84V35H83ZM86 33H87V35H86ZM93 33H94V34H93ZM97 33H98V34H97ZM142 33H143V34H142ZM144 33H145V34H144ZM8 34H9L10 36H9ZM56 34H57V35H56ZM58 34H60L61 36H58ZM65 34H66V35H65ZM68 34H69V36H68ZM72 34L74 35V36H73L74 38H72ZM146 34H147V35H146ZM26 35H27V36H26ZM47 35H48V36H47ZM62 35L64 36V38L62 37ZM77 35H78V39H79V40L77 39ZM90 35H91V36H90ZM92 35H93V36H92ZM96 35H98V36H96ZM99 35H100L101 37H100ZM5 36H6V37H5ZM11 36H13V37H11ZM14 36H15V37L17 36L16 39L14 38ZM20 36H19V37H20ZM24 36L22 35V37H24ZM46 36H47V37H46ZM55 36H56L57 38H56ZM142 36L144 37V39H143ZM146 36H147V37H146ZM7 37H8V38H7ZM10 37L13 38V39H10ZM19 37H18V38H19ZM22 37H21V38H22ZM48 37H49V38H48ZM51 37H52V38H51ZM59 37H60V38H59ZM67 37H68V38H67ZM69 37H70L72 40H69V41H68ZM97 37H98V38L100 37V38H103V39H98ZM112 37H113L114 39H112ZM148 37H149V38H148ZM1 38H2V37H1ZM34 38H35V40H34ZM46 38H47V39H46ZM75 38H76L77 40H75ZM85 38H86V39H85ZM88 38H89V39H88ZM93 38H94V39H93ZM95 38L99 41L100 44H102V42L104 43V40H105V43H107V40H108V45H110V48L112 47V50L109 51V46H108V45L106 46V48H107L108 50H107L105 47H103L104 49H106V50L108 51V55H107V53H106L107 51L105 50V51H106V52H105V51L101 48L102 46H101L100 44H98V42L96 41V42H97V45H99V47L102 49V50L100 51V53H101L102 51H104V52L106 53V55L108 56V57H107L108 59L105 57L106 55L104 54V52L102 53V55L104 54L105 56H104V55L102 56V55L97 51L98 49L100 50V48H99L95 43H94V45H95V49L98 47V49H96V51L98 52V53H97L98 55H97V54H94V55H96V59H95V58L90 59V58H91V54L93 55V53L96 52V51H93V48H94V47H93V43H91V42H95V40H96ZM121 38H122V39H121ZM150 38H151V39H150ZM22 39H23V38H22ZM31 39H30V40H31ZM38 39H39V40H38ZM43 39H44V40H43ZM52 39H53V40H52ZM57 39H58V40H57ZM61 39H62V40H61ZM64 39L67 40V42H66ZM91 39H93V41H92ZM106 39H107V40H106ZM109 39H110V41H109ZM148 39H150V40H148ZM2 40H3V39H2ZM25 40H29V39H25ZM47 40H48V41H47ZM50 40H51V41H50ZM55 40H57V41L60 40V41H59V42L56 41V43L54 44ZM100 40H102V41H100ZM113 40H115V41H113ZM141 40H144L147 44H146L144 41H141ZM38 41H39L40 43H39ZM44 41H45V42H44ZM46 41H47V43H48V42H49V43L46 44ZM53 41H54V42H53ZM61 41H63V44H60ZM64 41H65L66 43H65ZM71 41H74V42L76 41V43H75V47H74V45H72V42H71ZM88 41H89V42H88ZM116 41H117L118 43H117ZM31 42L33 43V46H34L35 48H34V47L32 48V44H31ZM35 42H36V43L38 42V43L36 44ZM50 42H51V44H50ZM68 42H69L70 46L72 45V46L74 47V48L72 47L71 50L69 49V44H67ZM109 42L112 43L113 45H112V44H109ZM127 42H128V40L126 41V43H127ZM4 43H5V44H4ZM42 43H44V44H42ZM52 43H53V44H52ZM61 43H62V42H61ZM64 43H65V45L67 44V49H68V51H66L67 49H66V46H65V53L62 52V51L64 50V48H63L62 51H61V47H60L59 49H58V47H57V46H59V45H61V46L64 45ZM129 43H130V44H129ZM142 43H143L144 45H143ZM3 44L6 45L7 48H6V46H5V47L2 46ZM38 44H39V45H38ZM49 44H50V45H49ZM56 44H57V45H56ZM58 44H59V45H58ZM91 44H92V45H91ZM35 45H36V46H35ZM37 45H38V46H37ZM45 45H46V47H45ZM47 45L50 47V49H49V47H47ZM52 45L56 46V48H55L54 46H52ZM104 45H105V44H104ZM104 45H103V46H104ZM115 45H116V46H115ZM128 45L131 46V45H132V42L129 41V42H128ZM138 45H140V46H141V49H142V50L144 49V50L142 51V50L140 49V46H138ZM149 45H150V46H149ZM8 46H9V48H8ZM40 46H42V47H40ZM43 46H44V47H43ZM51 46H52L54 49H56V52H57V49H58V52H57L58 54H57L56 52H55V53H56L57 55H56V54H53V56L55 55V57H53V56L51 55L52 52H54V51H51V50H53V48H52ZM114 46H115V48H114ZM117 46H118V48H117ZM145 46H146V47H145ZM147 46H148V48H147ZM153 46H154V47H153ZM158 46H159V47H158ZM76 47H78V49H76ZM85 47H86V48H85ZM92 47H93V48H92ZM151 47H152V48L157 47V50H156V48H155V50H154V49H150ZM2 48H3V49H2ZM5 48H6L7 50H6ZM45 48H46V49H45ZM79 48H80V49H79ZM81 48H82V49H81ZM91 48H92V49H91ZM113 48H114V49H113ZM116 48H117V49H116ZM145 48H147V50H145ZM40 49H41V50H40ZM48 49H49V52L51 51L50 55H49V53H48V51H47ZM75 49L77 50V52L75 51ZM149 49L152 50L155 54H154L153 52L149 51ZM159 49H160V50H159ZM2 50H3V51H2ZM4 50H6L5 53H4ZM37 50H38V51H37ZM42 50H45V51H42ZM86 50H87V51H86ZM114 50H115V51L118 50V53H116L115 55H114V53H115ZM162 50H163V51H162ZM60 51H61V53H60ZM71 51H72V53H73V51H74L73 54H74L75 58H73V57H74V56H72L73 54L70 53ZM82 51H84L85 53H83ZM90 51H93V53H91ZM111 51H112V52H111ZM113 51H114V52H113ZM134 51H136V52L134 53ZM158 51H159V53H157ZM45 52H46L47 54H44ZM68 52H69V53H68ZM79 52H80V54L83 53V54H82L83 56H82V55H79V54H78ZM87 52H88V53H87ZM140 52H141V53H140ZM160 52H163V53H160ZM3 53H4V54H3ZM66 53H67L68 56L72 54L71 56H72V58H73L74 61L71 60L72 58H71V57H68V56L66 55ZM89 53H90V54H89ZM109 53H110V54L113 53L112 55H114V56L109 55ZM120 53H119V55H117V56H120ZM124 53H125V52H123V54H124ZM150 53H151V54H150ZM156 53H157V54H156ZM11 54L13 55V48H12ZM42 54H43V56H42ZM62 54H63L64 56H63ZM76 54H77V55H76ZM85 54H87V57H89V59H90L93 63H96V60H97V61H99V60L102 61V60H103V61L105 62L106 60H104V59L106 58L107 61H108V64H107V62H105V67H106V66L108 67V65H109L110 63H111V64H115V66H113V68L116 67L114 70H117V71L119 70V72H121V73L118 72V73H119V74H118L117 71H114V70L112 69V67H110V65H109L108 68H110L111 70H113V71H111V72H112V73H115L116 76H115L114 74H110V73H111L110 70H109L108 68H106L107 71H106V69H105V71H102V72H104V74H106V75L108 76V77H107L106 75H104V74H102V73L99 74V72H101L102 68H101L100 70H99L98 68L103 67V66H104V65H103L104 62H102V65H103V66L100 65V67H99V64H101V62H100L99 64H98V62H97L96 64H98V65H97L98 68H97V66H94V64L91 62V63L93 64V67H94L93 69H95V70H94L95 72H94V71L92 70V68L89 66V65L91 64V63L89 64V61H90V60H89L88 58H87V60H85V57H84V56H86ZM99 54H100V57H99ZM121 54H122V53H121ZM158 54H159L160 57H162V58L159 57V58H160V61H159V59L157 58V57H158ZM160 54H162L163 56L160 55ZM164 54H165V55H164ZM38 55H39V56L41 55V58H40V57L38 58ZM48 55H49L50 57H53V59H54L55 61H54L52 58H51V60H53L54 62L59 63L58 66H60V63H61V66H62V65L66 62V60H65L64 63H63V61H60V60L62 59V57H63V60L66 59V57H68L69 60H67V62H66L65 64H66V65L69 64V65H68L69 68H68V66L66 67V65L64 64L65 67H64V65L62 66V68H61V66H60V67H59L60 69H59V68L57 69L58 72H59V70H65V69H66V70L68 69V71H70V70H71V71H72V70H74V71L76 70V71H77V67H78L79 65L76 64V61H77L78 63H80V65H83V66H79V67H78V71L81 69V71H79V72H82V68H84V70H83L84 75L79 73L80 75H82V77H81L78 73H75L76 71H75L74 73H73V71H72L71 73L74 74L75 76H76V75H79V76L82 78V82H83V84H85V83H84V81H85V79H86L85 76H86V77L88 76V75H86V74L91 75L92 79H94V81H96V83H95V82L92 83L93 80L90 79V76H89V77H88V78L90 79V83H89V84H90V85L93 84V86H94L95 84L98 83L97 85H98L99 87H101V86L103 87V88H101V89H99V87H96L97 89L100 90V91H99V94L101 93V94L99 95V94H97V93H98V90L96 91V94H97L99 97L97 98L96 94H94L96 88H93V87H92V89H93V90L95 89L94 92L91 91L92 89H90V91L96 96V97H95V100L92 98L93 94L90 95L91 92H90L89 90H88L89 92H87V94H89V96L86 95V91H87V89H85L84 91L82 90V92H85V93H81V94L79 95V93H80L79 91H81L80 89H81V87H82V86H81L82 84H81V85L78 84V85L81 86V87L79 86V87H80L79 91H77L78 87L76 86L75 90H70V92H69V88H70V87H72V88L75 87V85L78 83V80H81L80 77H79V79L76 81L77 83H73L72 81L75 82V80H74V79H75V76L73 77V75H71V74L69 75L68 73H70V72H68V71L66 72L67 74H66V73L63 74L65 71H63V72L61 71L62 73L59 72L58 76H56V75L53 74V75H54V78H53V76L50 75L51 73L48 74V70H49V69H50V71L54 69V67L50 68V66H53V61H52V62L49 61L50 58H49ZM59 55H60V56H59ZM61 55H62V56H61ZM65 55H66V57H65ZM28 56H27V57H28ZM58 56L61 57V58H59V60H58ZM77 56H80V57H79V58H76ZM81 56H82V57H81ZM101 56H102L103 58H102ZM111 56H112V57H111ZM125 56H126V55H125ZM30 57H31V60H29ZM46 57H47V58H46ZM92 57H94V56H92ZM98 57H99L100 59H99ZM110 57H111V58L114 57V58H113L114 60L118 58V59H117L118 61L116 60V61H117V62H116V61H114V60H111ZM121 57H124V55H122ZM132 57H133V55H132ZM132 57H131V58H132ZM33 58L36 59L37 61H35ZM97 58H98L99 60H98ZM166 58H167V55L165 56L164 59L167 60ZM39 59H40V60H39ZM43 59H46V60L49 59V60L46 61V60H43ZM75 59H78V60H75ZM81 59H82V60H81ZM93 59H94L95 61H93ZM141 59H140V61H141ZM146 59H144V60L142 59V62L145 61V62H143V63H146V62H147ZM57 60H58V61H57ZM70 60H71V61H70ZM134 60H135V59H134ZM137 60L139 61V59H137ZM150 60H151V61H150ZM42 61H43V62H42ZM44 61H46V62L49 61L48 64H50V63L52 64V65H49V67L47 66V67H48V70H47V67H45V65H42V63H44V64L46 63V62H44ZM69 61H70V62H69ZM79 61H80V62H79ZM81 61H83V62H81ZM84 61H87L86 63L88 64L89 67L86 66V63L84 64ZM110 61H112L113 63L110 62ZM126 61H127V60H126ZM126 61H125V62H126ZM35 62H36V64H35ZM37 62H38V63H37ZM41 62H42V63H41ZM68 62H69V63H68ZM71 62H72V66H70ZM74 62H75L76 65H78L77 67H76L75 64H73ZM109 62H110V63H109ZM136 62H137V61L135 60V63H136ZM153 62H154V61H153ZM40 63H41V64H40ZM57 63H56V64H57ZM117 63H118V64H117ZM28 64H29V66H28ZM37 64H39L41 67H40L39 65H37ZM168 64H169V63H168ZM32 65H33L34 67H33ZM46 65H47V63H46ZM73 65H75L76 69H75V68H74V69H73V68H70V67H73ZM84 65L87 67V69L84 67ZM141 65H142V66H141ZM151 65H150V67H151ZM158 65H159V64H158ZM169 65H170V64H169ZM2 66H3V67H2ZM30 66H31V68H30ZM35 66H36V67H35ZM37 66H39V67H37ZM43 66H44V69H43ZM91 66H92V65H91ZM128 66L130 67V70H132V69H131V66L127 64V68H128ZM146 66H147V64H146ZM146 66H145V68H147ZM165 66H164V67H165ZM25 67H26V68L28 67L29 69H28V68L26 69ZM121 67H122V68H123V67H126V65H124V64L122 65V64H121ZM158 67L160 68V66H158ZM2 68H5V69L9 72V75H10L11 73H13V74H11L12 77H11V75H10L11 80L14 79L13 82H11V80H7V79H10L9 76H8V72H7L5 69H2ZM23 68H24V70H23ZM103 68H104V67H103ZM117 68H118V69H117ZM127 68H125V69H126V72H130L129 69L127 70ZM132 68H133V67H132ZM151 68H152V67H151ZM8 69H9V70H8ZM14 69H16V70H14ZM18 69H19V71H18ZM20 69H21V72H20ZM32 69L35 70L36 73H35L34 71H32ZM89 69H91V70H89ZM96 69H98L97 71H99V72H98V75H99V76H98V75H95V74H97V73H96ZM157 69H158V70H157ZM160 69L162 70V69H164V68H160ZM165 69H164V70H165ZM29 70H30V72L32 71V73H28ZM45 70H47V72H46ZM86 70H88V73H87ZM108 70H109V72H110L109 75L107 74V73H108ZM10 71H11V73H10ZM15 71H16V72H15ZM27 71H28V72H27ZM50 71H49V72H50ZM90 71H91V72H90ZM92 71H93V75L91 74ZM159 71H160V70H159ZM159 71H158V72H159ZM2 72H3V73H2ZM5 72H6V73H5ZM25 72H26V73H25ZM37 72H38V73H37ZM85 72H86V73H85ZM89 72H90V73H89ZM124 72H123V73H124ZM138 72H139V74H138ZM146 72H147V73H146ZM162 72H163V70H162ZM17 73H18V74H17ZM19 73H20V74H19ZM159 73H160V72H159ZM167 73H166V74H167ZM21 74H22V77H21ZM27 74H30V75H27ZM31 74H32V75L34 74L33 76H35V77H33ZM37 74H38V75H37ZM40 74H41V75L43 74V75L40 76V79H39V75H40ZM60 74H61V76H62V74H63L62 77L60 76L61 78L59 77ZM131 74H132V76H131ZM166 74H165V75H166ZM2 75H3L4 77H2ZM13 75H14L15 77H14ZM66 75H67V76H66ZM68 75L73 77V80H72V77H70L72 81H69L70 78H69V80H68V77H69ZM100 75H102L103 78H105V79L107 78L106 81H105V79L103 80L102 77H101ZM110 75H111V77H109ZM112 75H114V76H112ZM7 76H8V78H7ZM26 76H27V77H26ZM29 76H30L31 78H30ZM44 76H46V77H44ZM49 76H50V77L52 76V79H53V80H49V79H51V78H47V77H49ZM93 76H95V77H93ZM104 76H106V77H104ZM123 76H122V77H123ZM127 76H128V77H127ZM129 76H131V77L129 78ZM135 76H136V75H135ZM36 77H38V78H36ZM42 77H44V78H43L44 81H43V79H41ZM63 77H64V78L67 77V81H66L67 85L69 84V86H70V84H71L70 87L68 86V87H69L68 89H65V87H64L66 84H65V82H63V81L66 80V79H64ZM76 77H77V76H76ZM96 77H97V78H96ZM98 77H99V78H98ZM126 77H127V78H126ZM3 78H4V79H3ZM16 78H17V79H16ZM20 78H21V80H20ZM35 78H36V80H35ZM59 78H60V79H59ZM77 78H78V77H77ZM77 78H76V79H77ZM88 78H87V80H86L85 82L89 81ZM95 78H96V80H95ZM128 78H129V79H128ZM168 78H169V79H168ZM29 79H30V81H29ZM54 79H55V80H54ZM61 79H63V80L61 81ZM83 79H84V81H83ZM147 79H150V80H147ZM23 80H24V81H23ZM48 80H49L50 82H48ZM91 80H92V81H91ZM97 80H98V81H97ZM99 80H100V81H99ZM1 81H2V82H1ZM7 81H8V83H7ZM9 81L11 82V84H10ZM21 81H22V82H21ZM46 81H47V82H46ZM57 81H58V82H57ZM110 81H111V80H110ZM157 81H158V80H157ZM3 82H4V83L6 82V84L4 85ZM15 82H16V83H15ZM32 82H33V83L35 82V84L32 85ZM62 82H63V83H62ZM68 82H70V83H68ZM79 82H81V81H79ZM82 82H81V83H82ZM105 82H106V83H105ZM113 82H111V83L113 84ZM136 82L139 83L137 86L135 85V84H137ZM151 82H153V84H152ZM1 83H2V84H1ZM20 83H21V84H20ZM27 83H28V85H27ZM30 83H31V84H30ZM102 83H103V84H102ZM108 83H109V84H108ZM142 83H143V82H142ZM150 83H151V84H150ZM154 83H155V84H154ZM12 84H13L14 86H13ZM16 84H18V85H16ZM72 84H73V86H72ZM86 84H87V85H86ZM86 84H85L84 86H88V85H89L88 82H87ZM99 84H101V85H99ZM107 84H108V85H107ZM149 84H150L151 86H149ZM67 85H66V87H67ZM154 85H155V87H152V86H154ZM156 85H157V86H156ZM16 86H17V87H16ZM29 86H30V87H29ZM91 86H92V85H91ZM111 86H112L113 88H112ZM119 86H116V87H119ZM133 86H134V87L136 86V87H138L139 89L137 88L138 90H136V87L133 88ZM143 86H144V87H143ZM14 87H15V88H14ZM20 87H21V88H20ZM89 87H90V86H89ZM89 87H88V89H89ZM150 87L153 88V89H151ZM156 87H158L157 90H159L157 93H156L157 90H154ZM160 87H161L162 90H164L163 92L159 89ZM23 88H24L25 90H24ZM63 88H62V89H63ZM84 88H86V87H84ZM104 88H105V89H104ZM106 88L108 89L107 91H106ZM109 88H110V89H109ZM111 88L113 89V91L111 90ZM130 88H131V89H130ZM11 89H12V90H11ZM13 89H14L15 91H14ZM26 89H27V90L29 89L30 91H29V90L26 91ZM70 89H71V88H70ZM102 89H103V90H102ZM116 89H117V88H116ZM118 89H119V88H118ZM118 89H117V90H118ZM134 89H135V90H134ZM144 89H146V91H145ZM2 90H3V89H2ZM17 90H18V91H17ZM20 90H21V92H20ZM109 90H110V91H109ZM131 90H132V91H131ZM151 90H154L155 93L158 94V95H157V96H154L155 93H154V95H153V92H154V91L152 92ZM170 90H171V89H169V91H170ZM25 91H26V92H25ZM31 91H33V92H31ZM35 91H36V92H35ZM72 91H73V92L76 91L75 94H74ZM103 91H104L105 94H107V95H105V94L103 93ZM8 92H10V93L8 94ZM12 92H15V93H12ZM17 92L20 93V95L18 94V96H17ZM22 92H24V93H22ZM34 92H35V94H34ZM38 92H39V93H38ZM77 92H79V93H77ZM107 92H108V93H107ZM115 92H116V91H115ZM125 92H126V91H125ZM151 92H152V93H151ZM102 93H103V95H104L103 97H102ZM120 93H122L123 96L120 95ZM160 93H161V94H160ZM169 93H171V92H169ZM169 93H168V95H169ZM22 94H23V95H22ZM82 94H83V95H82ZM112 94H113V95H112ZM137 94H136V95H137ZM14 95H15L16 97H15ZM73 95H74V97H73ZM81 95H82V96H81ZM84 95H85V96H84ZM109 95H111V96L108 97ZM119 95H120L121 98L119 97ZM129 95H130V94H129ZM159 95H160V96H159ZM1 96H2L3 98H1ZM75 96H77L78 100H77V98H76ZM78 96H79V97H78ZM90 96H91V98H92L91 100L88 99ZM131 96H132V94H131ZM131 96H130V98H131ZM134 96H135V95L132 96V100H134V98H136V97H134ZM158 96H159V97H158ZM80 97H81L82 100H81V99L79 100ZM82 97H83V98H82ZM104 97H105V98H104ZM114 97H115L117 100H116ZM164 97H161V98L163 99ZM8 98H9L10 101H11V99H12V101L14 100L13 103H12V101H11V104H10V105H9V102H10V101H8ZM44 98H45V97H44ZM60 98H61V99H60ZM85 98H86V99H85ZM169 98H171V97H169ZM6 99H7V100H6ZM67 99L70 100V101H72L74 104H73L72 102H71V103H68V102H67ZM74 99H75V100H74ZM97 99L102 100V104H103V105H105V103H107V107H113V108H116V109H114V110H112V111H110V110L112 109V108H110L109 111H110L111 114H109L108 112L105 113V111H104L105 115L108 113V114L110 115V117H108V121L106 120V119H107V116H106V118H103V120L105 119L104 122H103V123H104L103 125L101 124L102 121H103V120H101V119H102L101 117H102V116L105 117V115H104V113H103V115H102L101 112L99 113V110H100V111H103V110H105V109L108 110L109 108L107 109L106 106H104V107H106V108H104V107L102 106V108H97V109H96V108H95V106H97V103H96V102H98V104H101V102H99ZM104 99H105V101L107 100V101L110 103L111 106H109V105H108L109 103H108V102H105ZM149 99H150V100H149ZM157 99H158V100H157ZM5 100L7 101V103H6ZM57 100H58V101H57ZM85 100H86V101H85ZM88 100L90 101V103H91V101L93 100V102H95V104H96V105H95L93 102L91 103L92 106L96 109V111L98 110V112L96 113L95 109L92 107L93 110H94L93 113L95 114V116L93 115V113H92V111H91L92 109H91V108H88V107L85 106V105L88 106V102H89ZM121 100L123 101V103L121 102ZM132 100H131V101H132ZM19 101H21L20 104H18ZM77 101H79V103H78ZM80 101H85L86 104L82 106V103H83V102L81 103ZM128 101H129V100H128ZM131 101H129V102H131ZM137 101H138V95H137ZM137 101H136V102H137ZM140 101H138V102H139L138 104L142 103V102H140ZM148 101H149V102H148ZM154 101H155V100H154ZM2 102H3V103H2ZM27 102H28V103H27ZM29 102H30V103H29ZM126 102H127V101H126ZM126 102H125V106H126V104H127V105L129 104V103H126ZM133 102H135V100H134ZM146 102H145V103H146ZM1 103H2V104H1ZM90 103H89V106L91 107V104H90ZM119 103H120V104H119ZM145 103L143 102V105H142L141 108H140L141 111H142V108H143V107H146V106H145V105H146ZM152 103H153V102H152ZM6 104H7L8 107H6ZM13 104H14V105H13ZM22 104H23V106H24V104H25V106H24L23 108L26 109V110H23V108H21V107L18 106V105L21 106ZM27 104H28V106H26ZM60 104H61V105H60ZM62 104H63V105H62ZM75 104H76V105H75ZM93 104H94L95 106H94ZM102 104H101V105H102ZM138 104L136 103V104H133V105L136 106V105H138ZM3 105H4V107H3ZM101 105H100V106H101ZM112 105H113V106H112ZM120 105H122V108L119 107ZM160 105H161V104H160ZM1 106H2V109H1ZM14 106H16V107H14ZM77 106H78L79 108H78ZM84 106H85V107H84ZM100 106H99V107H100ZM11 107H13V109H12ZM17 107H18L20 110L22 109V111L19 112V109L17 110ZM30 107H31L30 110H33V109L35 110V109H36L35 111H33L34 114H33V112H31V111L29 110ZM59 107H60V108H59ZM149 107H150L151 109H150ZM154 107H155V106H154ZM154 107H153V108H154ZM171 107H172V110L175 111V113H176V115H175V113H174V115L177 116V115H178V114H177L178 111H177L176 109H173V106H171ZM4 108H5V110H4ZM14 108H16V111H17L16 113L13 112V111H14ZM27 108H28V109H27ZM37 108H38V111L40 110V111H39L40 114H37V113H36V112H38V111H37ZM57 108H58V109H57ZM61 108H62V109H61ZM71 108H72V109H71ZM76 108H77V109H76ZM103 108H104V109H103ZM10 109H12V112H13L14 114H16V115H13L11 111H8V110H10ZM59 109H60V110H59ZM64 109H66V110L64 111ZM75 109H76V110H75ZM79 109H80V110H79ZM85 109H86V112H87V113H84V112H85V111H84ZM88 109H91V110L88 111ZM6 110H7V111H6ZM58 110H59V111H58ZM68 110H69V111H68ZM81 110H83V111H81ZM116 110H118L117 113L119 114V116L122 114L121 117H122V119L124 118L123 120L120 119V118H117V115H116L117 113H115V114L113 115V112H114V111L116 112ZM122 110H124V111L122 112ZM136 110H137V111H136ZM1 111H0V112H1ZM24 111H26L27 113H23ZM41 111H42L43 113H42ZM67 111H68V112H67ZM80 111H81V112H80ZM119 111H120V112H119ZM125 111L128 112V115H127V113L125 114ZM5 112H7V114H8V112H9V113L11 112V113L8 114V115H5V114H6ZM18 112H19V114H20L19 116L17 115ZM30 112H31V113H30ZM61 112H62V114H61ZM70 112H73L74 115L71 114ZM78 112H79V113H78ZM88 112H89V113H88ZM142 112H143V111H142ZM144 112H143V113H144ZM52 113H53L54 117L51 116ZM64 113H65V114L69 113V114H67V115H69V116H68V117H69V120L67 119L68 117H67ZM75 113H78V114L76 115ZM98 113L101 114L102 116L99 117V114H98ZM143 113H142V115H140L141 113H140L139 115L142 117V116H144ZM11 114L14 116L13 118H12ZM27 114H28L30 117H29ZM30 114H32V115H30ZM36 114H37V115H36ZM41 114H42V115H41ZM44 114H45V115H44ZM55 114H56V115H55ZM80 114H81V115H80ZM87 114H88V115H87ZM108 114H107V115H108ZM135 114H137V115H135ZM166 114H167V112H166ZM166 114H165V115H166ZM2 115H3V116H2ZM9 115L11 116V117H10L11 120H10V118H9V121H7V120H8L7 118H8ZM22 115H23V117L21 118ZM38 115H40V116H38ZM43 115H44V116H43ZM48 115L50 116L51 119H54V118H55V119H54L55 121H58L59 123H61V124H59L58 126H56L57 128H56V127L53 128V130H55V132H54V131H51V129L48 128L49 126H47V125H49L48 120H50V118H48V117H49ZM62 115H63V116H62ZM64 115H65V116H64ZM72 115L74 116V118H75L76 120H75L73 117H71ZM78 115H79V116H78ZM86 115L88 116V118H89V117H90V119L92 118V119H91L92 122L89 121L90 119H89V120H85V119H88ZM92 115H93V116H92ZM111 115L114 116V119H115V120H116V118L122 120L123 122L121 123V126H124L123 128H125V129H127V126H128V125H126V124H125V125H122V124H124V122H126L125 120H126L127 118H129V117L132 116L131 119L129 118V119H130V120H129V122H130L129 129H127L126 131L124 130V131H125V134H126V135L124 134V135H125V138H126L125 140H123L124 135H122V132H124V131L122 130L123 128H121L120 126H118V125H117V122H116L114 119L109 120V119H111ZM124 115H126V116H124ZM139 115H138V117H135L136 119L134 118V119L136 120L135 122H136V123L138 122V124H140L141 121H142V119L139 118ZM167 115H170V114H167ZM174 115H173V116H174ZM5 116H7V117H5ZM15 116H16V117L18 116L17 118H19V119H17ZM41 116H42V117H41ZM58 116H59V117H61V116L64 117V118H63L64 120L62 119V117H61V118H56V117H58ZM82 116H83V117H82ZM115 116H116V117H115ZM123 116H124V117H123ZM147 116H148V114H147ZM161 116H162V117H161ZM25 117H26V118H25ZM27 117H28V118H27ZM37 117H38V118H37ZM45 117H46L47 119H46ZM93 117H94L96 120H94ZM125 117H127V118L125 119ZM164 117H163V118H164ZM20 118H21V119H20ZM31 118H32V119H31ZM33 118H37V119H38V123H37L38 126H39V123H40V127H41L42 125H43V126H42L41 128H40V127L37 128L38 126H37L36 124H34L35 120H34ZM39 118H41V119H39ZM65 118H66V119H65ZM70 118H71V119H70ZM72 118H73V120H72ZM83 118H84V121H83ZM2 119H3V120H2ZM12 119H13V122H15V121L17 120V121L15 122V125H16L17 128L15 127V125H14V126L12 125L13 122H12V123H9V122L12 121ZM22 119H23V120H22ZM30 119H31V121H30ZM56 119H57V120H56ZM58 119H60L61 122H60ZM81 119H82V120H81ZM98 119H99V120H98ZM138 119H139V120H138ZM4 120H5L6 122H5ZM27 120H28V121H27ZM33 120H34V122L32 123ZM65 120H66V121H65ZM67 120H68V121H67ZM70 120H71L72 122H71ZM74 120H75V123H73ZM77 120H78V121H77ZM79 120H80V121H79ZM100 120H101V121H100ZM113 120H114V124L116 123L117 127H120V128H117L118 130L116 129V130H117V132H115L116 135H115L114 132H111V131H113V128H115L114 126H116V125H111V126H110V127L113 126L112 130H111V128L109 127V125H110L109 123H110L111 121H113ZM120 120H119V121L117 120L118 123L121 122ZM1 121H2V122H1ZM82 121H83V122H82ZM86 121H88V122H86ZM94 121H95V122H96V121H97V122L99 121L98 124L101 122L100 124H101L102 126H101L100 124L98 125L99 127L101 126V127H100L101 129L96 125L97 122H96V124H95ZM109 121H110V122H109ZM164 121H165V122H164ZM3 122H5V123H3ZM18 122H19V123H18ZM21 122H23V123L21 124ZM24 122H25V123H24ZM41 122H42V123H41ZM43 122H45V123H43ZM62 122H63V123L65 122L66 124H67L68 122H69V123L66 125L65 123L63 124ZM81 122H82V123H81ZM85 122H86V123H85ZM89 122L92 123V124H95L96 131L94 130V128H91V127H93L94 125H92V124L88 125ZM108 122H109V123H108ZM172 122H169V123L172 124ZM17 123H18V125H17ZM35 123H36V122H35ZM46 123H47V124H46ZM79 123H81V125H80L81 128H82V125L86 126V127H85L86 130H85V128H83V129L81 130L80 127H78V126H79ZM83 123H84V124H83ZM106 123L109 124V125L107 124L109 128L105 125ZM126 123L128 124V121H127ZM150 123H149V124H150ZM3 124L8 125L9 127L4 128V125H3ZM10 124H11L12 126H11ZM13 124H14V123H13ZM19 124H21V125H20L21 127L19 126ZM33 124H34L36 127H35ZM70 124H71V125H70ZM75 124H78V126H76ZM165 124H167V127H168L169 129L166 127ZM32 125H33V126H32ZM45 125H46V126H45ZM62 125H63V127H62ZM74 125H75V126H74ZM104 125H105V127H104ZM18 126H19V127H18ZM22 126H23L24 128H23ZM44 126H45L47 129H45ZM73 126H74V127H73ZM88 126H89L90 128H89ZM10 127H14V129L12 128L13 131H11V129H9ZM29 127H30V128H29ZM31 127H32V128H31ZM43 127H44L45 131H43V130H44ZM77 127H78V128H77ZM103 127H104V129H103ZM106 127H107V129H108L107 131H105V130H106ZM21 128H22L23 131H25V132H23ZM25 128H26V129H25ZM27 128H28L29 132L32 130V133H30L29 135H28V134L26 135V133H29L28 131H26ZM59 128H60L63 132H62ZM66 128H67V129H66ZM71 128H72V129H71ZM88 128L91 129V130H93V132H92L91 130L89 131ZM98 128L100 129L99 131H98ZM147 128H150V129H147ZM164 128H166L167 130L164 129ZM15 129H17L18 132L21 130L20 132H23V133H19V134H18V132H17V134H16L15 131H17V130H15ZM33 129H34V130H33ZM39 129H41V130H39ZM102 129H103L105 132H107V133H108V132H110L111 134L114 133V134H113L114 138H116V137L118 138V137H119L118 141H117V138L114 139L112 136L107 135V133H105ZM120 129H121V132L119 133L118 131H119ZM143 129H145V130H143ZM162 129H161V130H162ZM14 130H15V131H14ZM47 130H49V131H48V132H49L48 134H46V133H47ZM57 130H58V131H57ZM79 130H80V132H79ZM83 130H85V131H83ZM87 130H88L89 132H88ZM116 130H115V131H116ZM128 130H129V131H128ZM132 130H133V129H132ZM163 130H162V131H163ZM191 130H192V129H188V130L185 129L184 131H185V133H186V131H188V132L190 131L189 133L191 134ZM4 131H3V132H4ZM35 131H36V132H35ZM37 131H39V132L41 131L40 134H39V132L37 133ZM64 131H65V132H64ZM66 131H67L68 133H67ZM71 131H72V133H71ZM135 131H139V132L137 133V132H135ZM162 131H161V132H162ZM0 132H1V131H0ZM11 132H12L13 135H14V134H16V135H14V136L11 135ZM14 132H15V133H14ZM42 132H43V137L41 136V135H42ZM53 132H54V133H53ZM58 132H59V133H58ZM81 132H82V133L84 132V135H83V136H85L86 138L82 136V133H81ZM90 132H92L93 134H92V133L90 134ZM100 132H101V133L103 132V133H105V134H103V133L101 134ZM129 132H130V133H129ZM161 132H160V130H159V133H161ZM174 132H175V135H179V136H181L180 133H179V131H178L177 129L174 130ZM174 132H173V138L175 137ZM188 132H187V134H188ZM193 132H194V131H193ZM52 133H53V134H52ZM61 133H62V134H61ZM63 133H64V134H63ZM87 133H88V134H87ZM117 133H118V134H117ZM150 133H151V132H150ZM150 133H148V134H150ZM159 133H157V134H159ZM185 133H184V136L182 135L184 138H185L186 135H187V134H185ZM197 133H198V132H196V133L194 132V134H196V135H197ZM0 134H1V133H0ZM7 134H8V136H7ZM9 134H10V135H9ZM21 134H24V136L21 135ZM32 134H33V135H32ZM36 134H37V135H36ZM50 134H51V135H50ZM59 134H60L61 136H64L65 139H64L63 137H60ZM68 134H70V135H68ZM78 134H79V135H78ZM89 134H90V135H89ZM111 134H110V135H111ZM119 134H121L122 136L119 135ZM131 134H132V133H131ZM181 134H183V130H182ZM192 134H193V133H192ZM192 134L189 135V138H190V136H192L191 138H192L194 144H193V143H189V142H185V143H187V144H186L187 146H189L188 143L191 144V145L193 144L194 146L196 145V146L194 147L195 149L192 147L195 151H194V150L192 151V150L189 148V147H190V146H189L188 148H189L190 150H188L187 153H189V152L197 153L196 155H195V154L193 155V154L191 153L192 156H191L190 154H188V156L190 155V157H192V159H193L194 157H196V156L198 157V156L200 155V156H199L200 159H198L199 157H198V158L196 157L197 159L194 158V159H196V160L194 161V162H195V165H196V166H195L196 168H195L194 166H191V165H190V164H191V161H193L194 159L192 160V159H190V158L188 157V159L191 160V161L189 160V161H190L189 166H191L192 168L194 167V170L192 169V171H191L190 168H189V171H190L189 173H190L191 176H193L194 173L197 174V173H199V172L201 171L202 175H205V176L207 175V177L211 178L212 180H215L216 178H214V176H213V172H211V171L214 170V169H217V168H216L217 166H218V168H220V167H221V166H220L221 164H220V165L217 164V166L214 167V165H216V164H214V163H215L214 161H215V159H216L214 155H212V156H214V158H215L214 161H213L214 163L212 164V163H210V161L208 162V160L210 159L209 157H210L211 155H210V156H207V155H208L209 153L211 154V153L213 152V150H211V152H209V153L207 152L208 154H207L206 152L203 154L204 151L202 150V152H201V151H200V150H201L200 148H204V149L206 148V147L204 146L205 144L202 145L203 143H201L204 139H203V140L201 139V142H200V141H197V138H196V139L194 138V139H195V140H194V139H193V135H194V134H193V135H192ZM200 134H201V133H200ZM206 134H207V133H206ZM210 134H212V135H216V136H213V137H217V136H220V137H221L220 134H216V133H215V134H214V133H210ZM210 134L208 133V136H212V135H210ZM4 135H6V136H4ZM17 135H18V136L20 135V137H18ZM25 135H26V136H25ZM47 135H48V136H47ZM49 135L52 136V137H54V138H51ZM95 135H94V136H95ZM101 135H102V136L104 135V137H102ZM105 135H106V137L108 138L109 141L107 140V138L105 137ZM118 135H119V136H118ZM138 135L136 136V138L139 139V136H138ZM155 135H156V134H155ZM155 135H154V136H155ZM196 135H195V136H196ZM203 135H204V134H203ZM203 135H199V136H201V138H204V136L207 137V135H204V136H203ZM0 136H1V135H0ZM28 136H32V137H28ZM33 136H34V137L36 136L35 139H34V144H33V141H31V140H33V139H31V138H33ZM46 136H47L48 138L50 137V139H48ZM81 136H82V137H81ZM100 136H101L102 138H101ZM115 136H116V137H115ZM195 136H194V137H195ZM202 136H203V137H202ZM2 137L0 138V140L2 139ZM7 137H8V138H7ZM16 137H18V138H16ZM22 137H23L24 139H26V140H24ZM27 137H28V138H27ZM40 137L42 138L43 143H45V144L48 143V144H47V146H48L47 148H48L49 151L47 150V148L44 147L45 144H43V143L41 142L42 140H40V139H41ZM58 137H59V138H58ZM69 137H70V138H69ZM109 137L112 138V139L110 140ZM120 137H122V138H120ZM134 137H135V135H133L132 138H134ZM156 137L159 139L158 135H156ZM166 137H167V136H166ZM187 137H188V135H187ZM196 137H197V136H196ZM213 137H210V139H211L212 141L215 140L214 144H216V143L218 144V141L216 142V140L219 139L220 137L217 138V139H215V138L212 139ZM43 138H44V139L47 138V139H46V142H45V140H44ZM62 138L64 139L65 142H64L63 140H62V141L60 140V139H62ZM67 138H68V139H67ZM104 138H105V139H104ZM132 138H131V139H132ZM146 138H148L150 141H149L148 139H146ZM163 138H161V139H163ZM177 138H178V137H177ZM179 138H181V137H179ZM198 138H200V137H198ZM6 139H7V140H6ZM54 139H56V141H57V140H60L62 143H64V145L66 146L67 152H66V150L63 151V152H62V151H59V150L55 147L56 144H57V142H55V141H54V143H51V142H50L51 140H54ZM69 139H70V140H69ZM113 139L116 140V142H114ZM120 139H121V140H120ZM185 139H186V138H185ZM207 139H209V137L205 138V141H203V142H204V143H205L206 141L208 142L209 140H207ZM3 140H2V141H3ZM19 140H20V142H18ZM37 140H38V141H37ZM48 140H49V142H47ZM72 140H73V141H72ZM151 140H152V141H151ZM171 140H169V141H171ZM189 140H190V139H189ZM189 140H188V138H187V141H189ZM198 140H199V139H198ZM5 141H4V142H5ZM25 141H27L28 144H27ZM30 141H31V144H32V145H35V143L37 144V145H35L36 147L34 146V148H36V149H35L36 151L34 150L35 152H33V149H34V148H32V146H31V144H30ZM35 141H36V142H35ZM66 141H68L69 143L66 142ZM138 141H139V140H138ZM181 141H184V140H183V139H182V140L179 139V141H178V139H176V143H175V140H174V143L172 144V145L174 146V151H173V149H172L173 153L178 151L177 153H178V154H181V153L183 152L182 149H184V148H186L185 150L188 149V148L186 147L185 143H184V145H183V142H181ZM190 141H191V140H190ZM194 141H195V142H194ZM9 142H8V143H9ZM37 142H38V143H37ZM40 142H41L42 144H41ZM72 142H73L74 144H73ZM104 142H103V143H104ZM122 142H124V143H122ZM131 142H132L133 144H132ZM140 142H141V141H140ZM146 142H147V143H146ZM153 142H154V141H153ZM171 142H173V141H171ZM180 142H181L182 144H181ZM198 142L201 143V145H202L201 147H200V144H199ZM207 142H206V143H207ZM209 142H210V144H212L211 146H214L213 143H212L211 141H209ZM209 142H208V143H209ZM2 143H3V142H2ZM20 143H21V144H20ZM22 143L25 144V145L23 146ZM65 143H66V144H65ZM71 143H72V146H73L72 148L70 147ZM109 143H110V144H109ZM113 143H114V145H113ZM178 143H179V144H178ZM208 143H207L206 146H208ZM18 144H19V146H18ZM38 144H40V146L42 145L41 147H43L44 150H41L42 148L40 149V146H38ZM67 144H68V145H67ZM175 144H177V146H176ZM180 144H181V145H180ZM198 144H199V145H198ZM217 144H216V145H217ZM9 145H8V146H9ZM20 145H22V146H20ZM27 145H28V146H27ZM29 145H30L31 147H30ZM53 145H54V146H53ZM115 145H116V146H115ZM128 145H129V146H128ZM182 145H183V147H184V146H185V147L183 148ZM193 145H192V146H193ZM5 146H7V145H5ZM17 146H18V147H17ZM37 146H38V147H37ZM144 146H145V145H144ZM144 146H143V148H144ZM178 146H180V148L182 147V148H181V152H179V150H177L176 147H178ZM203 146H204V147H203ZM211 146H210V147H207V148H209V149L211 148V149H212ZM1 147H0V148H1ZM23 147H24V148H23ZM29 147H30V148H29ZM25 148H26V149H25ZM28 148H29V149H28ZM37 148L40 150V152H38L39 150H37ZM108 148H109L110 150H109ZM115 148H116V149H115ZM135 148H136V149H135ZM143 148H142V150H144ZM178 148H179V147H178ZM180 148H179V149H180ZM2 149H1V150H2ZM4 149H5V150H4ZM16 149H17V150H16ZM18 149H19V150H18ZM54 149H55V151H54ZM128 149H129V151H128ZM199 149H200V150H199ZM213 149H215V146L213 147ZM216 149H217V148H216ZM218 149H219V146H218ZM21 150H22V151H21ZM27 150H28V151H27ZM29 150H30V151H29ZM146 150H147V154H148V155H147V156H148L147 158H146V156H144V155H146ZM176 150H177V151H176ZM185 150H184V152H185ZM196 150H198V151H196ZM12 151H13V152H12ZM19 151H20V153H19ZM23 151H24L25 153H24ZM44 151H46V152H44ZM50 151H51L52 153H51ZM75 151H76L77 153L79 152V153H78L79 155H78ZM102 151H103V150H102ZM166 151H167V150H166ZM169 151H171V149H169ZM172 151H171V153H172ZM205 151H208V150L205 149ZM214 151L217 152L215 155L218 156V157H220V154L218 153L219 150H214ZM16 152H17V153H16ZM22 152H23V153H22ZM36 152H38L40 155H39L38 153H36ZM47 152H48V153H47ZM70 152H71V153H70ZM80 152H81V153H80ZM133 152H134V153H133ZM163 152L165 153V151H163ZM163 152H161V153H163ZM0 153H1V151H0ZM27 153H30V154H27ZM49 153H50V154H49ZM65 153H66V154H65ZM112 153H113V154H112ZM117 153H118V154H117ZM129 153H130L131 155H130ZM164 153H163V154H164ZM167 153H168V152H167ZM167 153H165V154H167ZM173 153H172V154H173ZM177 153H176V154H177ZM198 153H199V154H198ZM200 153H201V154H200ZM58 154H59V155H58ZM62 154H64V155H62ZM83 154H84V155H83ZM87 154H88V155H87ZM163 154H161V156H162ZM165 154H164V156H165ZM168 154H169V153H168ZM168 154H167V155H168ZM172 154H169V158H167L168 161H169V159H171ZM176 154H173V155L176 156ZM178 154H177V156H178ZM183 154L185 155L186 152L183 153ZM202 154H203V155H202ZM205 154H207V155L205 156ZM218 154H219V155H218ZM22 155H23V156H22ZM27 155H29V156H27ZM30 155H31V156H30ZM50 155H51V156H50ZM181 155H182V154H181ZM9 156H12V155L10 154ZM21 156H22V158H21ZM32 156H33V157H32ZM34 156H35V157H34ZM40 156H41V157H40ZM54 156H55L56 158H54ZM151 156H152V157H151ZM155 156H156V154H155ZM161 156H160V157L157 156V157H158V160H162V161H160V162H163V159H160ZM164 156H162V157H164ZM175 156H174V157H175ZM193 156H194V157H193ZM203 156H204V157H203ZM7 157H8V156H7ZM23 157H25V158H23ZM43 157H44V158H43ZM46 157H47V158H46ZM87 157H88V158H87ZM90 157H91L93 160H95V162H94L92 159H90ZM127 157H128V158H127ZM167 157H168V156H167ZM186 157H187V156H186ZM218 157H217V158H218ZM11 158H14V159L16 160V163H17L16 166L18 167V165H19V167H21V169H20L19 167L16 169V167H14V166H10V167L8 166V164H9L8 162H9V160H10ZM32 158H33V159H32ZM51 158H52V159H51ZM84 158H86V159H88V160H85ZM133 158H134V160H133ZM164 158H165V157H164ZM175 158H176V157H175ZM203 158L207 159V162H206L205 159H204V161L206 162V163H204V166H205V167L203 166V163H202V162H204V161H201V162L199 161L200 163H198V161H197V160H201V159L203 160ZM211 158H212V160H213V157H211ZM67 159H68V160H67ZM89 159H90V160H89ZM155 159L157 160V158H155ZM176 159H178V157H177ZM176 159H175V160H176ZM1 160H2V161H6L8 164H7L6 166H3L6 162H5V163H4V162H1ZM23 160H24V161H23ZM114 160H115V161H114ZM119 160H120V161H119ZM129 160H130V161H129ZM167 160H164V161H167ZM175 160H174V161H175ZM217 160H218V159H216V161H217ZM82 161H83V163H82ZM125 161H126V162H125ZM189 161H188V163H189ZM196 161H197L198 164H201V165H199V167H197L198 165H197ZM160 162H159V163H160ZM194 162H193V163H194ZM217 162H218V161H217ZM18 163H19V164H18ZM20 163H22V164H20ZM27 163H28V164H27ZM89 163H91V164H89ZM125 163H126V164H125ZM159 163H158V164H159ZM180 163H181V165H182L183 161H181ZM180 163L177 162V160L175 161V164H177V166H179L178 164H180ZM185 163H186V162L184 161V165H185ZM219 163H220V160H219ZM95 164H96V165H95ZM116 164H115V165H116ZM208 164H209V165H208ZM9 165H10V164H9ZM82 165H83V166L85 165L86 167H85V166L83 167ZM115 165H114V166H115ZM141 165H142V164H141ZM155 165H156V166H155ZM25 166H26V167L29 166V167L26 168ZM80 166H81V167H80ZM200 166L202 167L203 170L201 169ZM208 166H212L213 169H212L211 167H208ZM6 167H8V168L6 169ZM11 167H12V168L14 167V168H15L16 170H18V171H16V170L14 171V169H10ZM68 167H69V168H68ZM74 167H75V168H74ZM76 167H77V168H76ZM82 167H83V168H82ZM180 167L182 168L183 166H180ZM23 168H24V169H23ZM73 168H74V169H73ZM210 168H211V169H210ZM8 169H9V170H8ZM183 169H184V167H183ZM145 170H146V171H145ZM198 170H199V172H198ZM209 170H210V171H209ZM12 171H13L15 174H17V172H18V174H17V175H18V179H16V175H15L14 173H12ZM24 171H25V172H24ZM136 171H137V173L142 174V175H147V174L149 173V172H148V169H147L146 167H144V166L139 167V169H137ZM195 171H197V172H195ZM218 171H219V169L216 170V172H218ZM69 172H70V173H69ZM79 172H80V173H79ZM20 173H21V174H20ZM67 173H68V175H67ZM201 173H199V174H201ZM214 173H215V171H214ZM218 173H219V172H218ZM218 173H216V175H218ZM13 174H14V175H13ZM29 174H30V175H29ZM65 174H66V175H65ZM72 174H73V176H72ZM19 175H21V177H20ZM197 175H198V174H197ZM197 175H196V177H195V176H193V177H194V178H198ZM210 175H211V176H210ZM216 175H215V177H216ZM12 176L15 177V181H13L14 178H13ZM68 176H69V178H68ZM71 176H72L73 178H71ZM198 176H199V175H198ZM205 176H204V177H205ZM19 177H20V178H19ZM22 177H23V179H22ZM29 177H30V178H29ZM64 178H66V181H65ZM67 178H68L69 180H68ZM70 178H71L72 180H70ZM165 178H166V179H165L164 187H165V186H166V187H165L164 189L167 190V191H171V190H173V189H172L173 187H171V185H172L171 182H168L170 179H168L167 177H165ZM27 179H28V180H27ZM31 179H33V181H31L32 183L29 182V180H31ZM115 179H116V180H115ZM167 179H168V180H167ZM16 180H17V182H16ZM18 180H21V181H23V182L21 183V181H20V183H18V182H19ZM85 180H87V179H85ZM113 180H115V181H113V182H114V184H115L116 187H118V188H120V189H122V190H126V191L128 190V192H131V191H132V190L129 188V186H128L125 182L122 183V181H121L122 179H119V180H118L117 178H114ZM24 181H25V182H24ZM26 181H27V182H26ZM118 181H119V183H117ZM33 182H35V183H34L35 185H37V184L39 183V184L37 185V187H36V189L38 188V190H36V189L34 188L35 185H34V187L32 186V185H33ZM37 182H38V183H37ZM120 182H121V183H120ZM144 182H145V181L143 180V181H142L143 184L147 183V182H145V183H144ZM3 183H4V185H3ZM28 183H30V184H32V185H28L29 187L23 185V184H26V185H27ZM66 183H67V184H66ZM83 183H84V182H83ZM63 184H64L65 186H63ZM88 184H89V185H88ZM116 184H118V185L120 184V185H123V186H120V185L117 186ZM147 184H148V183H147ZM189 184H190V183H189ZM5 185H7L8 187H6ZM40 185H41V187H40V188H41V189H40L41 191H39V187H38V186H40ZM66 185H67V187H66ZM124 185H126V187H125ZM4 186H5V187H4ZM30 186H31V187H30ZM92 186H93V185H92ZM92 186L89 187V188H91V191H89L90 189H88V188H86L85 191H86V192H91V193L98 192V191L96 190V188L93 187V188H94V189H93ZM191 186L193 187L194 185H193V184L188 185V183H187V188H188L189 190L192 188ZM214 186H216V188H214L215 191H216V190H217V184L214 185ZM2 187H3V188H2ZM64 187L67 188V189H65ZM74 187H75V188H74ZM168 187H171V188H168ZM194 187H195V186H194ZM200 187H203V189H204V188H206V189H207V188H208V189L210 188L209 190H211V188H212V184H211V183H208V182H207V183H202L199 187H196V190H197V188H198V190H197V191L195 190V191L198 192V193L202 192L203 189L200 188ZM9 188H10V189H9ZM123 188H125V189H123ZM166 188H167V189H166ZM5 189H6V190L8 189V191H5ZM34 189H35V190H34ZM45 189H47V190L44 192ZM63 189H64V190H63ZM92 189H93V190H92ZM199 189H202V190H199ZM214 189H212V190H213V196H212V197L215 198V196H216V194H217L218 192L216 193V192L214 191ZM42 190H43V191H42ZM87 190H88V191H87ZM129 190H130V191H129ZM192 190H194V189L192 188ZM192 190H191V191H192ZM33 191H36V193H34ZM65 191H66V192H65ZM72 191H73V192H72ZM75 191H76V192H75ZM92 191H94V192H92ZM195 191H194V192H195ZM199 191H200V192H199ZM17 192H19L20 195H17ZM37 192H38L39 194H38ZM68 192H69V193H68ZM134 192H135V191H134ZM208 192H211V191H206V192H203V193H200V194H202V196H204V195H205L206 193H208ZM214 192H215V193H214ZM8 193H9V194H8ZM46 193H47V194H46ZM61 193H62V194H61ZM64 193H65V194H64ZM11 194L14 195V196L10 198V195H11ZM22 194H23V195H22ZM34 194H35V196H34ZM36 194H38V195H36ZM54 194H55L56 196H55ZM70 194H71L72 196H71ZM210 194H212V193H210ZM3 195H4V196H3ZM6 195L9 196V197H7L8 199H5V198H4V197H6ZM12 195H11V196H12ZM29 195H30V196H29ZM68 195H69V196H68ZM53 196H54V197H53ZM61 196H62V197H61ZM73 196H74V197H73ZM133 196H134V195H133ZM205 196H206V195H205ZM205 196H204V198H205ZM207 196H209V195L207 194ZM39 197H40V198H39ZM48 197H49L50 200H49V199H47V200L45 199V198H48ZM56 197H57V198H56ZM212 197H211V195H210V198H211V199H208V198H207V200H206V198H205V200H204L203 202H200L199 205H202L201 207H203V208H201V209H204V211H205V213H204V211H201V212H203V215H204L205 217H206V216H208V217L210 216V219L212 218L211 220H214V219H213V217H214L213 214H214V213L211 214V215H213V217H211V215H210V213L213 212V211H212V209H213L212 207H214L213 205L215 204V203L213 202L214 200H212V199H214V198H212ZM16 198H17L18 200H17ZM36 198H37V200H36ZM54 198H55V200H54ZM60 198H61V200H60ZM25 199H26L28 202H27ZM38 199H39V201H38ZM40 199H41V200L43 199L42 201H44V199H45V203L42 204L43 202H42ZM51 199H53V200H51ZM64 199H67L68 202H65L66 200H64ZM69 199H70V200H69ZM16 200H17V202H16ZM35 200H36V202H37L38 204H41L40 209H41L43 206H44V207H43L42 209L45 210V208H46V211L48 212V214H49V213H52V212L55 210V213L53 212V214H56V217H55V215L52 216V214H50V217L47 216L46 213H45V211H42V209H41V212H42V213H41L40 210H38L39 207H37V203L35 202ZM62 200H63V201H62ZM4 201H5V202H4ZM7 201H8V202H7ZM24 201H25V202H24ZM33 201L36 203V206H35V203H34ZM60 201H61V203H60ZM73 201H74V202H73ZM211 201H212L214 204H213ZM6 202H7V203H6ZM19 202H20V203H19ZM21 202H22V203H21ZM39 202H40V203H39ZM41 202H42V203H41ZM49 202H50L51 204H50ZM54 202H55L57 205H56V204H53ZM57 202H59V203H57ZM64 202H65L67 205H70L69 207H71V210H70V208H69L68 206L65 205ZM210 202L212 203V207H211V208L209 207V208H210V209H209L208 206H211V205H210V204H211ZM2 203H3V204H2ZM5 203H6V204H5ZM10 203H11V204H10ZM62 203H63L64 205H63ZM68 203H69V204H68ZM71 203H72V205H74V207L71 205ZM73 203H74V204H73ZM208 203H209V205H208ZM7 204H8V206H7ZM33 204H34V205H33ZM131 204H132V203H131ZM9 205H10V206H9ZM31 205H32V206H31ZM49 205H51V206H49ZM199 205H197V206L200 207ZM45 206H46V207H45ZM55 206H56V207L59 206V207L56 208ZM197 206H196V207H197ZM8 207H9V208H8ZM20 207H22V210H21ZM26 207H27V209H25ZM31 207H32V208H31ZM35 207L37 208V210L35 209ZM49 207H50V208H49ZM196 207H195V208H196ZM198 207H197V208H198ZM4 208H5V209H4ZM17 208H20L21 211H20L19 209H17ZM33 208H34V209H33ZM52 208H53V209H52ZM55 208H56V209H55ZM31 209H32V210H31ZM206 209H207V210H206ZM208 209L211 210V212H210ZM24 210H25V211H24ZM51 210H52V211H51ZM72 210H73V212H72ZM2 211H4V212H2ZM29 211H31V212H29ZM32 211H33L34 213H33ZM36 211L40 212V214H42V215H40V214H39L38 212H36ZM59 211H60V213H58ZM62 211H63V212H62ZM68 211H71V213H74V214H73L74 216H73L70 212H69V213H70V214H69ZM206 211L209 212V213H206ZM14 212H15V213H14ZM35 212H36V214L38 213L37 215H39L40 218H39V216H37V215L31 216L32 214H31L30 217H29V215H28L29 213H33V214H35ZM64 212H65V213H64ZM43 213H45V215H44ZM10 214H13L14 217H13L12 215L10 216ZM14 214H15V215H14ZM17 214H18L19 216H18ZM26 214H27V215H26ZM58 214H59V215L61 214V215L59 216ZM64 214H66V215H64ZM207 214H209V215H207ZM16 215H17L18 219H17ZM20 215H21V216H20ZM22 215H23L24 218H25L26 216L29 217L28 219H30V220L32 219V221L29 223L28 221H30V220L26 219L27 217L24 219V218L22 217ZM71 215H72L73 217H70ZM1 216H2L3 220H2V218H1ZM5 216H6L7 218H8V216H10V218L7 219ZM43 216H44L45 218H48V219H44ZM64 216H65V218H63ZM67 216H68V217H67ZM4 217H5V219H4ZM15 217H16V218H15ZM21 217H22V218H21ZM52 217H53V219L56 220L57 222L54 221V220L52 219ZM57 217H58V218H57ZM60 217H62L63 219H62V218L59 219ZM66 217H67V218H66ZM69 217L72 219L71 221L68 220ZM55 218H56V219H55ZM206 218H207V217H206ZM9 219H12V220L14 219V220H16L15 225H13V224H14L13 222H15V221H14V220L12 221V220H9ZM20 219H21V220H25V221L23 222V225H22V222H21V224L19 225V221H21ZM33 219H34V220H33ZM38 219H39V221H37ZM40 219H42V220L44 219V220H43V223L45 222V224H44V225H45V228H44L43 225H41V224H43V223H42V220L40 221ZM49 219H51V220H53V221L51 222V220H49ZM64 219H65V220H64ZM207 219H208V218H207ZM7 220H8V221H11V222L8 223ZM27 220H28V221H27ZM46 220H48L50 226L46 225V222H47ZM58 220H59V221H58ZM66 220H68V221H67L68 224H69V222L71 223V224H69V225H72V226H70L71 229H69V227H68L66 224H64V223H67ZM17 221H18V225H16V224H17ZM61 221H62V222H61ZM63 221H65V222H63ZM72 221H74V222H72ZM25 222H26V225L28 226V229H26L27 227L25 228L26 225L24 226ZM37 222H41V223L38 224V225H40V226L37 225ZM48 222H47V224H48ZM53 222H56V224L53 223ZM1 223H2V224H1ZM11 223H13V224H11ZM28 223H29V225H28ZM51 223H53L54 225H53V224L51 225ZM60 223H61V224H60ZM10 224H11V225H10ZM31 224H33L34 229H33V226H32ZM62 224H64V225H62ZM5 225H6V226H5ZM58 225H60V226L57 227ZM61 225H62V226H61ZM8 226H9V227H8ZM11 226H12V227H11ZM17 226H18V227H17ZM19 226H20V227H19ZM22 226H23L24 228H22ZM35 226H36V227H35ZM41 226H42L43 228H41ZM55 226H56V227H55ZM63 226H64V227H63ZM66 226H67V227H66ZM29 227H32V229L29 228ZM39 227H40V228H39ZM61 227H62V230H60V233L62 232V235H63L64 233H65V234L63 235V238H64V239H62V238L60 239V240H63V241L60 242V241L58 240V237H59L60 235H58V237H57L56 235L53 236L52 234H53V233L56 234L57 232L59 233V230H57L56 228L61 229ZM65 227H66V228H65ZM2 228H3V229H2ZM35 228H36L37 230H36ZM64 228H65V229H64ZM67 228L69 229V232H70V233L67 231ZM140 228H141V227H140ZM19 229H21V230H19ZM30 229H31V230H30ZM51 229H52V233H51V236H50V233L48 232V235H49L48 238H50V239H48V238L46 237V236H47L46 233H47L48 230H50V232H51ZM63 229H64V231H63ZM4 230H5V231H4ZM23 230H24V231H23ZM26 230H29L30 232H28V231H26ZM34 230H36V231H35L36 233L34 232L35 235L32 234V233H33L32 231H34ZM71 230H73V232L75 231V232H74V235L72 236V238H71V236H70V235L73 234V232H72ZM137 230H138V229H137ZM19 231H20V232H19ZM40 231H41L42 233H40ZM56 231H57V232H56ZM37 232H38V233H37ZM71 232H72V233H71ZM133 232L136 233V231H134V230H133ZM25 233H26V234H25ZM66 233H67V234L69 233L70 235L67 236ZM138 233H139V234H138ZM140 233H141V230L139 229V232H137V234L140 235ZM21 234H22V235H21ZM20 235H21V236H20ZM25 235H26L27 237H26ZM39 235H40V236H39ZM45 235H46V236H45ZM62 235H61V236H62ZM112 235H113L114 237H111V238H113V239H110V241H111V240L114 241V239H115V234H114L113 232H112ZM112 235H111V236H112ZM138 235H137V237H136V240H137V241H138V238H139ZM22 236H23V237H22ZM35 236H36V237H35ZM43 236H45V237H43ZM52 236L55 237V238H53ZM37 237H38V238H37ZM51 237H52V238H51ZM56 237H57V238H56ZM35 238L37 239V240H36L37 242L34 240ZM45 238H46V239H45ZM65 238H66L67 240H66ZM109 238H110V237H109ZM52 239H53L52 244L56 242L57 245L54 244L55 247L59 245L60 248H61V247L63 248L62 245H64V247H65V244L68 243V242H66V241H70V239H71V241H72V240H73V241L76 240V242H75L74 245L71 244V245H72L73 247H75V248H73V247L70 245V246L73 248V250H72V251H73L72 254L75 252V253L73 254V256L75 255V256H74V259H73V256H72V255H71L72 258L70 257V254H71V253H70V252H71L70 250H71L72 248H68V247H66V248L70 249V250H69V253H70V254L68 255L69 258L67 257V260H66L64 257L67 256V252H68L67 250H68V249H64V248L62 249V248H61V249L63 250V251H62L60 248L56 247V248H58V249L56 250V248H55L54 246H53V249H52V248H51L52 245H50V246L48 245L49 249H50V248H51V249H50V250H47L48 248H46V247H47V244H45V242L49 240V241H50V244H51ZM54 239H55V240H54ZM56 239H57L58 241H57ZM68 239H69V240H68ZM118 239H119V241H121L122 243H124V244H122V243L120 242V243L123 245V248H124V249H123V248L120 249V250L123 249L122 252H121L119 249H117L118 252L115 250V251L117 252V255H116V254H115L116 256H113V255H112V257H114V259H115L118 255L121 257V255H122L123 252H124V253L126 252V254H129V253L132 252V248H131V246H130L131 243H129V242H127L126 240H123V239L121 240L120 238H118ZM44 240H45V241H44ZM115 240H117V239H115ZM139 240H140V239H139ZM34 241H35V242H34ZM71 241H70V242H71ZM112 241L109 243V240H108V244H110V247L112 248V250L115 249L114 245H116V248L121 247V244H119L118 240L116 241V242H117L116 244H115L114 242H112ZM4 242H5V243H4ZM26 242H28L29 244L26 243ZM33 242H34V243H33ZM42 242L44 243V245H42ZM62 242H63V244H61ZM64 242H65V243H64ZM70 242L67 244V246H69ZM106 242H107V241H106ZM21 243H22V244H21ZM31 243H32L33 246H31ZM40 243H41V244H40ZM71 243H73V242H71ZM111 243H112V244H111ZM5 244H6V245H5ZM48 244H49V242H48ZM118 244H119V245H118ZM36 245H37V247H36ZM41 245H42V246H41ZM45 245H46V246H45ZM112 245H113V246H112ZM117 245H118L119 247H118ZM76 246H78V247H76ZM127 246H128V247H127ZM2 247H3V248H2ZM24 247H25V248H24ZM33 247H34V248H33ZM35 247H36L37 251L35 250ZM41 247H44L45 249H43V248H41ZM129 247H130V251H129V250H126L127 248L129 249ZM16 248H17V249H16ZM21 249H22V251H21ZM23 249H24V250H23ZM42 249H43V250H47V251H43ZM58 250H61V251H62L61 253H63L64 251H66V253H65V252L63 253V254H66V255L61 254ZM83 250H84V248L82 247V248L80 249V252H81V253L79 252L81 255H82ZM125 250H126V251H125ZM20 251H21V252H20ZM34 251H35V252H34ZM78 251H79V250H78ZM115 251H114V252H115ZM11 252H12V254H11ZM15 252H16V253H15ZM18 252H19V253H18ZM49 252H53L54 255H55V252H56V253L58 254V255H57V254H56V255H57V256L60 255L61 257H55L54 255H52V253H50V254H51V256H50V255H48ZM128 252H129V253H128ZM39 253H40V254H39ZM119 253H120V254H119ZM13 254H14V255H13ZM46 254H47V257H48V256H49V258L51 257V259H53L52 261H54V262H51L50 259H47V257H45ZM2 255H3V256H2ZM41 255H42V256H41ZM81 255H80V257H81ZM31 256H32V257H31ZM40 256H41V257H40ZM62 256H63V257H62ZM128 256L130 257V255H125V257H128ZM2 257H3V258H2ZM54 257H55V258H54ZM120 257L117 258V259L120 260V259H121ZM122 257H124V255H122ZM1 258H2V259H1ZM23 258H24V259H23ZM29 258H30V260H29ZM38 258H39V259H38ZM58 258H59V259H58ZM62 258H63V259H62ZM78 258H79V256H78ZM14 259H15V260H14ZM22 259H23V260H22ZM44 259H46L47 261L44 260ZM54 259H55V260L57 259L58 261H55ZM5 260H7V261H5ZM18 260H19V261H18ZM31 260H32V261H31ZM34 260H35V261H34ZM48 260H49L50 262H49ZM60 260H62V261H60ZM63 260H64V262H63ZM119 260H118V261H119ZM168 260L171 261L172 259L169 258ZM176 260H177V259H176ZM176 260L173 259V260H172L173 263H172V261H171V262L167 261V263H168V264H178V263L176 262ZM59 261H60V262H59ZM69 261H70V262H69ZM73 261H74V262H73ZM174 261H175L176 263H175ZM30 262H32V263H30ZM47 262H48V263H47ZM56 262H58V263H56ZM62 262H63V263H62Z\"/></svg>",
  "mask_w": 264,
  "mask_h": 264
}]
</instances>
